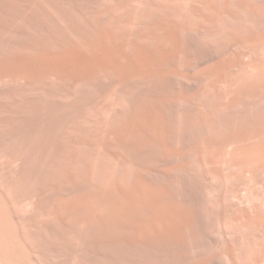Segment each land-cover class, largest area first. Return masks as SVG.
I'll use <instances>...</instances> for the list:
<instances>
[{
	"label": "rangeland",
	"instance_id": "374dc122",
	"mask_svg": "<svg viewBox=\"0 0 264 264\" xmlns=\"http://www.w3.org/2000/svg\"><path fill=\"white\" fill-rule=\"evenodd\" d=\"M35 1V0H34ZM33 1V2H34ZM84 1H86L87 2V0H84ZM99 1V2H98ZM134 1H137V0H134ZM156 1V2H155ZM166 2H164L163 0H141V2H143L144 4H146V8L144 7V5H143V3H142V7H140V6H137V5H140L139 3H141L139 0H138V2L135 4L134 2H133V0H127V2H126V0H93V1H91L90 0V2L88 1V3H89V5L91 6H89V8H87V9H85L84 7H81L82 5H80V6H78L77 7V9L80 11H78V13H80L81 15L79 16V17H81L82 15H83V13L85 14L84 16L86 17L87 16V20H84L85 19V17L84 16H82L81 18L84 20V21H82V22H80V26H83L84 27V29L87 31V32H89V34H90V46H85V48H82V47H80V45L78 46V43L80 44H82V42H80V40H79V38H77V37H75V36H71V35H67V34H65L64 33V28H63V25H64V27L67 29L68 28V25L65 23V22H63V24H62V27H60V25H57L58 26V28L60 29H58L59 31H60V36H58V40L60 41V39L62 40V41H57L56 40V35H55V37L54 36H52V35H54V30L52 29V28H49L48 27V30H45L43 27L45 26V28H46V25L45 24H43V22H41V20H40V13H38L39 11H37V9L35 10L37 13H34V10L32 11L31 9V7H27L26 6V9L28 8L29 10H26L25 9V5H23V3H17V5H20V12H21V14L19 13V16H14L15 15V13H12V11H10L9 10V7L8 8H6L7 6H3V9L5 8L6 9V11H5V9H4V11H3V9L2 8H0V16L2 15V17H0V18H3L4 19V21L1 19L0 20V28H4V30H6L7 28H8V30H6V33H7V35H6V33L4 34L1 30H0V36L1 37H3V38H1L0 37V44H1V46L4 48V49H2V47L0 46V86L2 85V84H4V85H2L1 87L2 88H0V90H1V92L3 93L4 92V94H2V95H0V96H2V99H0V141H1V143H0V170H1V172H0V174H2V176L3 177H1V175H0V178L2 179H4V183L2 182V180H0V189L2 190V192H1V190H0V201L2 200V202H5V204L7 205H5L4 203V205L6 206V209L5 210H7V212H8V209H9V214H11V216H12V225L11 226H9L3 219H2V217L3 216H1L2 214H0V221H2V222H0V256H3V255H6L7 257H8V259L9 258H11V260H12V262H11V264H13V262H15V260H16V262H15V264H32L33 262H34V264H48L49 262H50V264H71L72 262H75V261H77V262H75V263H73V264H78V263H80V264H86V263H90V262H92V264H96L95 263V261H96V258L97 259H99L100 260V258H102L101 259V261L103 260V259H105V258H107L108 260L111 258V259H115L114 260V262H115V264H117V263H119L120 264V262L121 263H125V260H126V264H127V260H128V262L129 263H131V264H133V261L131 262V260H133V259H131V255H132V249H130L131 247H132V244L130 245L129 243L130 242H133L135 239H138V237L141 239L142 237H144V236H146L145 234H147V233H149V231L151 232V231H154L155 229H156V227H157V231H159V229L160 230H164V231H167V232H169V233H172L170 236L172 237V235H175L174 233H177V235L179 234L181 237L184 235V238H187L188 237V235H191V232L188 230V232H186L187 230H186V227L187 226H185V224L186 225H188V223H187V221H189L190 222V220H191V217H192V209L189 207L188 208V206L187 205H185V202H184V200L182 199V198H180V199H177V198H172V199H170L169 200V198H171V197H168V194H167V192H166V189L164 190V187L162 186V185H159V187L158 186H155V187H153V188H155V189H157V192H155V194L156 195H158V194H160V196L162 197V194L163 193H165L164 194V196H166L167 195V197L168 198H166V197H162V198H166L165 200L163 199L162 200V202H159V201H155V202H153L152 204H151V212H153L152 214H150V216H149V221H148V219L146 220V231L144 230L143 232H142V230H139V229H132L131 231H125V230H121L120 231V235L119 236H117V237H115V238H113V240H114V242L115 243H118L117 244V246H113V247H111L113 244H115L114 242L111 244V241H109L107 244L108 245H106L107 246V248H105L106 246H104L105 244H101L102 245V248H105V251H106V249H108V247H109V249L106 251V253H104V249L102 250L101 248V250H102V253H101V250H100V254L102 255V257L99 255V249L97 248V247H101V246H99L100 244L99 243H104V242H106V241H108L109 239L108 238H105L103 235H101V234H99V233H101V231H97V232H91V234H90V232L88 233L87 232V230H80L79 229V231H78V228H72V229H70L69 227H66L67 228V230H66V228L64 227V228H56L55 229V226H53V228L52 227H50L51 225H52V223H53V221H54V223L55 222H57V220L58 219H60V221H62V222H60V223H63V222H65V220H67L65 217L63 218V216L66 214V210H68L67 208H70V206H71V209H72V207H75V209H77V208H79V207H81V206H79V205H82V203H83V201H82V196H80V195H86V193H80V195H77L78 197H81V199L79 198V199H77V198H75V197H73V196H70V195H68V197L67 196H65L63 193H57V192H55V193H57L56 195H55V193H54V196L52 195L51 197H49V202H48V205L46 204V201H45V204H43L44 203V196L46 195L47 196V193H49L50 191H51V189H49L50 191H48L45 187L47 186V185H49L50 186V183L52 184V183H56V178H57V180L58 179H60V178H62V177H66V178H69V179H71L72 177H75V176H83V175H85V177H86V179L89 181L88 183H90L91 184V182H92V185L93 186H95L94 184L96 183V185H97V182H96V180L92 177H90V176H92L91 175V173H88V171H84V170H81V168H82V166H84V167H86L87 166V168H89V165L90 166H92V165H94V166H92V168L93 167H95V166H97L98 165V167H95V169H98V170H100V172L101 173H103V175H105V174H107V175H105V177H107V176H109L110 178H109V180H110V183L111 184H113V185H116L117 184V186L118 187H120V181H119V179L118 178H120L117 174H115L114 172L112 173V171H110L109 169H104V168H106L105 167V165H104V163L102 162V161H100V160H95V159H90V158H88V156H85V153L84 152H80V151H83L82 149H83V147L80 145V144H82L83 143V140L84 139H86L87 138V140L88 139H92L94 142H95V144H98L101 148H98V150H99V152L100 153H102L103 151H104V149H106V147H108V145L111 143V142H113V141H115V140H113V139H117L118 137H119V135L120 136H122L121 134H124V132L125 131H127V130H131V128L132 129H136V128H138V129H145L146 127V129H149V128H151L152 126H153V128L156 130V132H157V136H159V138H161L162 137V135H161V129H162V123H163V120H161L162 119V116H161V114H160V111H158V109L156 108H150V111H149V108H145V110L143 111V109H142V112L143 113H141V114H139L138 115V113H139V111H138V113H137V111L135 110V108H130V107H127L126 108V110H124V112H123V108L124 107H126V106H124L123 107V102L122 103H120L121 102V100L124 98V95L123 96H121L122 95V93H113V86L115 85L114 83H116L117 84V80H118V82H120L123 78L124 79H128V78H130L131 77V75L133 76L134 74H143L144 72V74H146V75H150V74H152L153 73V71H155V72H160V73H168L170 70H172V71H174L175 69H176V67H175V65L173 64V65H171L172 63H173V58L176 56V55H178V56H180V58L182 59L181 60V62H182V69L181 70H179V72H181L180 74H182V73H191V75H196V74H198V73H200V71L202 72V70H206L207 69V71H209V69L211 70H216L217 68H219V62L218 61H213V63L212 62H208V63H205V64H201L202 66L200 67V66H197V67H193V69H192V67H191V65L192 64H190V63H192V58H190L191 56H189L187 53H185L186 51H185V49L183 50V53H182V49L184 48L180 43H182L181 42V40H179L178 39V37L176 38L175 36V31H173V26H174V24H181V25H183L182 27H184V24H185V26L187 25H189L190 23V25H192V23H195L194 25L195 26H197V27H199V28H201L202 29V31H203V34L204 35H202L201 36V42L203 43V41H205L203 44H206V42H207V44H209L210 42H212V40H213V42H216L217 40V43L220 41L219 39L223 36V38H225V36H227V37H229V38H226V39H223V38H221L222 39V41L224 40H228V41H232V40H238V41H241L242 40V42L243 43H249L250 42V40L252 41L253 39H255L256 37H258L259 38V36L260 37H263V39H264V0H214V2H213V0H185V5L184 6H182V3L179 1V0H165ZM178 1V2H177ZM204 1V2H203ZM38 2H44V1H42V0H39V1H37V2H35V5H36V3L37 4H39ZM95 4H94V3ZM97 2V3H96ZM101 2V3H100ZM118 2V3H117ZM132 2V3H131ZM159 2L160 3H162V4H160V8H157L158 7V5H159ZM173 2V3H172ZM189 2V3H188ZM218 4H217V3ZM223 2V3H222ZM93 3V4H92ZM103 3V4H102ZM106 3V4H105ZM126 3V4H125ZM128 3V4H127ZM169 3H171L172 5H170ZM209 5H208V4ZM211 3V4H210ZM216 3V4H215ZM97 4V5H96ZM102 4V5H101ZM136 6H135V5ZM153 4V5H152ZM155 4H157V5H155ZM186 4H187V6H186ZM204 4H206V5H204ZM214 4V5H213ZM3 5V4H2ZM39 5H41V4H39ZM38 5V7H41L42 5H44V3L41 5V6H39ZM113 5V6H112ZM114 5H117L118 6V8H117V6H116V9H115V7H114ZM130 7H134V10H133V7L132 8H130ZM162 5H165L164 7L162 6ZM168 5V6H167ZM171 6V8H170V6ZM176 5V6H175ZM210 5H213V6H210ZM218 5H219V7H218ZM37 6V5H36ZM93 6H95V7H93ZM122 6V7H121ZM152 6H153V8H152ZM157 6V7H156ZM164 8H162V7ZM204 6H205V8H204ZM0 7H2V6H0ZM22 7L24 8V10H23V12H22ZM100 7H102V8H100ZM114 7V8H113ZM125 7V8H124ZM127 7V8H126ZM166 7H169V10H168V8L166 9ZM173 7H175V8H173ZM187 7V8H186ZM193 7V8H192ZM230 7V8H229ZM92 8V9H91ZM149 8V9H148ZM157 8V9H156ZM184 8V9H183ZM1 9H2V11H1ZM33 9H34V7H33ZM97 9V10H96ZM99 9V10H98ZM102 9H104V10H102ZM124 9V10H123ZM127 9V10H126ZM147 9H148V12H147ZM157 10V11H155V10ZM160 9H162V10H164V11H162L161 12V10ZM173 9H175V10H173ZM190 9V10H189ZM195 9V10H194ZM198 11H197V10ZM206 9V10H205ZM26 10V11H25ZM89 11V12H86V11ZM91 10V11H90ZM94 10V11H93ZM108 10V11H107ZM121 10V11H120ZM123 10V11H122ZM131 10L133 11L132 13H131ZM137 10V11H136ZM172 10V11H171ZM189 11L188 13L186 12V11ZM192 10V11H191ZM210 10V11H209ZM218 10H219V12H218ZM222 10V11H221ZM230 10V11H229ZM8 11V12H7ZM29 13H28V12ZM169 11V12H168ZM173 11L174 12H176L177 11V13L176 14H174L173 13ZM191 11V12H190ZM196 11H197V13H196ZM28 13V14H30L29 15V17L31 16V15H34V14H38L37 16H31L30 18H29V20L32 18V17H36V21H35V19H34V21H35V23H31V21L32 22H34L33 21V18L30 20V21H28V18H26V17H24L23 15L25 14V16L27 15L28 16V14H26V13ZM31 12V13H30ZM51 12L52 11H49V13H50V15H49V18H50V16H51ZM106 12V13H105ZM108 12V13H107ZM135 12H136V14H135ZM145 12H147V13H145ZM160 12V13H159ZM170 12H171V14H170ZM225 13V15H224V13ZM53 13V12H52ZM88 13V14H87ZM95 13H97L96 15H95ZM102 13V14H101ZM125 13V14H124ZM154 13H157L156 15L154 14ZM165 13H166V15H165ZM172 13H173V16H172ZM179 13V14H178ZM186 13V14H185ZM217 13H219V14H217ZM14 14V15H13ZM87 14V15H86ZM90 14H92V15H90ZM112 14V15H111ZM115 14V15H114ZM131 14V15H130ZM144 14V15H143ZM146 14V15H145ZM163 14V15H162ZM183 14V15H182ZM189 14V15H188ZM191 14V15H190ZM215 14V15H214ZM228 14V15H227ZM4 15V16H3ZM23 16V19L25 18V19H27L26 20V22H27V24L24 26L22 23H24L22 20V16ZM53 15V14H52ZM93 15H95V16H93ZM100 15V16H99ZM102 15H105V16H102ZM109 15H110V17H109ZM125 15H126V17H125ZM127 15L130 17V16H132V17H130V18H133L132 20L129 18V17H127ZM140 15V16H139ZM163 17H162V16ZM176 17H175V16ZM193 15V16H192ZM200 15V16H199ZM216 15H218V16H216ZM223 15V16H222ZM12 16V17H11ZM13 16H14V18H13ZM54 16V15H53ZM52 16V17H53ZM56 16V15H55ZM91 16H93L92 18H94L95 20H93V19H91ZM107 16V17H106ZM113 16V17H112ZM136 16L138 17H140V18H136ZM142 16H144L142 19H141V17ZM192 16V17H191ZM194 16H196V17H194ZM214 16H216V17H218V18H220L219 19V21L217 20V18L216 17H214ZM226 16H227V18H226ZM5 17V18H4ZM39 17V18H38ZM52 17H51V20H53L52 22H54V23H56V20H58L57 21V23L56 24H59V23H61V22H59V19H57V18H53L52 19ZM88 17H89V19H88ZM99 17V18H98ZM109 17V18H108ZM119 17V18H118ZM123 17H124V19H123ZM147 17V19H145ZM162 17V18H161ZM172 17H174V19L172 18ZM186 17V18H185ZM190 17V18H189ZM7 18L9 19L10 18V20H7ZM14 19L13 21L11 20V19ZM21 18V19H20ZM97 18V19H96ZM106 18V19H105ZM111 18L113 19V20H111ZM121 18V19H120ZM153 18H155V20L153 19ZM171 18V19H170ZM196 18V19H195ZM56 19V20H55ZM119 19H120V24L118 23L119 22ZM129 19H130V22H128L129 21ZM141 19V22L139 21ZM153 19V20H152ZM170 19V20H169ZM206 19H207V21H206ZM227 19V20H226ZM229 19H231V20H229ZM17 20V21H16ZM41 22V24H43L44 26H42L41 24H39L38 22L39 21ZM109 20V21H108ZM125 20V21H124ZM139 21V22H137V21ZM144 20H146V21H144ZM177 20V21H176ZM192 20V21H191ZM5 21H6V24H5ZM10 23H12V24H10ZM14 21H16V22H14ZM38 21V22H37ZM87 21H93L94 22V25H96V26H94L93 25V23H89V22H87ZM105 21V22H104ZM112 21V22H111ZM117 24L116 26L115 25H113V24H115L114 22ZM127 21V22H126ZM166 21H167V23H166ZM169 21V22H168ZM170 21H172V22H170ZM194 21V22H193ZM206 21V22H205ZM215 23H214V22ZM7 22H8V24H7ZM19 22V23H18ZM20 22H21V25H19L20 24ZM86 22V23H85ZM108 22L110 23V24H108ZM124 22V23H123ZM166 24H165V23ZM177 22V23H176ZM180 22V23H179ZM190 22V23H189ZM210 22V23H209ZM32 25H31V24ZM37 23V24H36ZM85 23V24H84ZM97 23H99V24H97ZM113 23V24H112ZM137 25H136V24ZM172 23V24H171ZM174 23V24H173ZM189 23V24H188ZM31 25V26H35V27H37L38 25H41L42 26V28L40 29V30H38L39 28L38 27H41V26H38L37 28H34V26H33V28L35 29V31H34V29L33 28H31V26H29V25ZM36 24V25H35ZM47 25H48V23H46ZM56 24H55V27H57L56 26ZM108 25V26H104V25ZM112 24V25H111ZM122 24V25H121ZM126 24H128V25H126ZM172 25V27H171V25ZM205 24V25H204ZM213 24V25H212ZM217 24V25H216ZM219 24V25H218ZM23 25V26H22ZM54 25V24H53ZM119 25H120V28L118 29V27H119ZM128 26V29H127V27L126 26ZM152 25V26H151ZM158 25H159V27H158ZM164 25H166V26H164ZM209 25V26H208ZM222 25V26H221ZM228 25V26H227ZM7 26H10V27H7ZM26 26H29L31 29H32V31H29L30 30V28H28L29 30H27L26 28ZM154 26H156V27H154ZM163 26V27H162ZM170 26V27H169ZM211 26V27H210ZM216 26V27H215ZM218 26H220L219 27V29L217 28ZM224 26V27H223ZM230 26V27H229ZM13 27V28H12ZM16 27V28H15ZM23 27V28H22ZM26 27V28H25ZM109 27V28H108ZM113 27V28H112ZM150 27H154L153 28V30L150 28ZM205 27V28H204ZM209 27V28H208ZM20 28H22V29H20ZM91 28H92V30H91ZM102 28H104L103 30H102ZM107 28V29H106ZM132 28V29H131ZM186 28V27H185ZM222 28V29H221ZM13 31H12V30ZM26 29V31L24 32V30ZM38 31H37V30ZM47 29V28H46ZM55 29V28H54ZM57 29V28H56ZM65 29V30H66ZM83 29V28H82ZM147 29H150L149 31L147 30ZM158 29V30H157ZM165 29V30H164ZM225 29H226V31H225ZM13 32V33H11V31ZM49 30L50 31H52V32H49ZM63 30V31H62ZM121 30L125 33V34H122L123 32H121ZM10 32L9 34H10V37H9V34H8V32ZM29 31V32H28ZM157 31H158V33H157ZM222 31L225 33H227V34H224V33H222ZM5 32V31H4ZM14 32H15V34H14ZM26 32H28V34H27V37H25L26 35H23L22 33H26ZM31 32H34L35 33V35H32V33ZM126 32H128V33H126ZM144 32H146L145 34H144ZM207 32V33H206ZM22 34L24 37H22L21 35H18L17 36V34ZM29 33H31L30 35H29ZM33 33V34H34ZM37 33V34H36ZM38 33L40 34V36L38 35ZM217 33H219V34H217ZM228 33H229V35H228ZM4 34V35H3ZM11 34H13L12 36H14V37H11ZM45 34V35H44ZM49 34H51L50 35V37L48 36L47 38L45 37V36H47V35H49ZM103 34H105V35H103ZM131 34H133L132 35V37H130L131 36ZM151 34V35H150ZM220 34H223V35H220ZM29 35V36H28ZM38 35V36H37ZM94 35V36H93ZM103 35V36H102ZM120 35V36H119ZM125 35V36H124ZM130 35V36H129ZM146 35V36H145ZM215 35H219V36H215ZM225 35V36H224ZM16 36H17V38H16ZM20 36V37H19ZM42 36H43V38H42ZM52 36V37H51ZM93 36V37H92ZM114 36H115V39H114ZM119 37V38H117V37ZM143 36V37H142ZM147 36H151L150 38L149 37H147ZM154 36V37H153ZM165 36V37H164ZM8 37H9V39H8ZM37 37H41V39H39V38H37ZM53 37H54V39H53ZM60 37V38H59ZM63 39H62V38ZM103 37V38H102ZM105 37V38H104ZM111 37V38H110ZM126 37L129 39V40H126ZM148 38L149 40H151V41H149L148 39V41L147 40H145V38ZM155 37H157V38H155ZM170 37V38H169ZM172 37H173V39H172ZM205 37V38H204ZM232 37V38H231ZM253 37H255V38H253ZM12 40H11V39ZM25 38H27V39H25ZM44 38H46L47 39V42H46V39H44ZM49 38V39H48ZM67 38V39H66ZM96 38V39H95ZM124 38V39H123ZM131 38V39H130ZM137 38V39H136ZM139 38V39H138ZM161 38V39H160ZM165 38V39H164ZM242 38V39H241ZM246 38H248V39H250L249 41L246 39ZM253 38V39H252ZM18 39H20V40H22V39H25L24 41H21L20 43H17V42H19L18 41ZM34 39H36V40H34ZM92 39V40H91ZM94 39V40H93ZM114 41H113V40ZM119 39V40H118ZM155 39V40H154ZM178 39V40H177ZM244 39V40H243ZM246 39V40H245ZM9 40V41H8ZM32 40V41H31ZM39 40V41H38ZM44 40V41H43ZM50 40V41H49ZM73 40H75V41H73ZM110 42H109V41ZM131 40V41H130ZM143 40H144V42L145 41H147V42H149V44L151 45H147V42L145 43L148 47H144V42H143ZM158 40V41H157ZM161 40V41H160ZM234 40V41H235ZM3 41V42H2ZM6 41V42H5ZM49 41V42H48ZM68 41V42H67ZM71 43H70V42ZM96 41V42H95ZM117 41V42H116ZM126 41H127V43H126ZM141 43H140V42ZM153 41V42H152ZM160 41V42H159ZM172 41V42H171ZM180 41V43H178ZM209 41V42H208ZM245 41V42H244ZM23 42V43H22ZM42 42V43H41ZM43 42H46V44L45 43H43ZM56 42V43H55ZM61 42H62V44H61ZM67 42V43H66ZM108 42V43H107ZM157 42V44H155ZM162 42V43H161ZM212 42V43H213ZM2 43H4L3 45H2ZM9 43V44H8ZM12 43V44H11ZM17 43V44H16ZM33 43V44H32ZM53 43H55V44H53ZM58 43V44H57ZM64 43H66V44H64ZM103 43V44H102ZM130 43V44H129ZM141 45H140V44ZM164 43V44H163ZM166 43V44H165ZM14 44L16 45L15 47H14ZM20 44V45H19ZM22 44V45H21ZM40 44V45H39ZM124 44V45H123ZM131 44H132V47H131ZM143 44V45H142ZM155 44V45H154ZM159 44V45H158ZM170 44V45H169ZM180 44V45H179ZM5 45H7V46H5ZM25 45V46H24ZM37 45V46H36ZM50 45V46H49ZM65 45V46H64ZM89 45V44H88ZM101 45H103V46H101ZM152 45H153V47H152ZM165 45H167V46H165ZM24 46V47H23ZM48 46V47H47ZM56 47V48H52V47ZM82 46V45H81ZM105 46V47H104ZM127 46V47H126ZM157 46V47H156ZM165 46V47H164ZM170 46V47H169ZM183 47L182 49H181V47ZM19 47V48H18ZM21 47V48H20ZM37 47V48H36ZM58 47H60V48H58ZM139 47V48H138ZM141 47V48H140ZM153 49H152V48ZM156 47V48H155ZM28 48H30L29 49V51H28ZM38 48H39V50H38ZM49 48H51V49H49ZM62 48V49H61ZM80 48V49H79ZM82 48V49H81ZM92 48V49H91ZM97 48H99V49H97ZM104 48V49H103ZM147 48H150L151 50L150 51H147ZM15 49H17V50H15ZM20 49V50H19ZM49 49V50H48ZM54 51H53V50ZM85 49V50H84ZM87 49V50H86ZM96 49V50H95ZM129 49H131V51L129 50ZM172 49H174V50H172ZM31 50V51H30ZM83 50V51H82ZM92 50V51H91ZM93 50H95V51H93ZM108 50V51H107ZM111 50V51H110ZM157 50V51H156ZM166 50V51H165ZM18 51V52H17ZM24 51V52H23ZM26 51V52H25ZM90 53H89V52ZM128 51V52H127ZM141 51V52H140ZM151 51H152V53H151ZM154 51H156V52H154ZM159 51V52H158ZM185 51V52H184ZM28 52V53H27ZM33 52V53H32ZM37 52V53H36ZM40 52V53H39ZM57 52V53H56ZM74 52V53H73ZM76 52H78V53H76ZM99 52V53H98ZM109 52V53H108ZM113 52V53H112ZM134 53V55H133V53ZM157 52H158V54H157ZM7 53V54H6ZM18 53V54H17ZM27 53V54H26ZM112 53V54H111ZM115 53H117L116 55H115ZM148 53H149V55H148ZM153 53H155V54H153ZM6 54V55H5ZM30 54V55H29ZM89 54V55H88ZM152 54V55H151ZM233 54H236L235 52L233 53ZM233 54L232 55H230V57L232 56L233 57ZM91 55V56H90ZM99 55V56H98ZM110 55V56H109ZM50 56V57H49ZM107 56V57H106ZM114 56V57H113ZM117 56V57H116ZM170 56V57H169ZM236 56H238L237 54L235 55V57ZM22 57V58H21ZM104 57V59H102ZM133 57V58H132ZM160 57V58H159ZM163 57V58H162ZM229 56H228V58H230ZM231 57V58H232ZM244 57V56H243ZM239 57L238 56V58L236 57V59L238 60L239 58L241 59V60H246V57ZM72 58V59H71ZM131 58V59H130ZM164 58H166V60H168L169 61V59H170V61L168 62L169 64H168V66H169V68H168V66L167 67H165V66H163V65H165L164 64V61H166ZM168 58V59H167ZM10 59V60H9ZM123 59V60H122ZM158 59V60H157ZM233 59H235V58H233ZM134 60V61H133ZM162 60H164V61H162ZM74 61V62H73ZM110 61V62H109ZM122 61V62H121ZM161 61V62H160ZM189 61V62H188ZM3 62V63H2ZM170 62H172V63H170ZM215 62V63H214ZM122 63V64H121ZM126 63V64H125ZM135 63V64H134ZM218 63V64H217ZM119 64V65H118ZM210 64V65H209ZM114 65V66H113ZM213 65V66H212ZM170 66H171V69H170ZM191 67V69H190V67ZM210 66H212V67H210ZM217 66V67H216ZM22 67V68H21ZM189 67V68H188ZM207 67V68H206ZM104 68V69H103ZM105 68H107V69H105ZM109 68V69H108ZM155 68V69H154ZM158 68V69H157ZM184 68V69H183ZM55 69V70H54ZM97 69H99V70H97ZM100 69H101V72H100ZM122 69H123V71H122ZM140 69H143V70H140ZM169 69V70H168ZM40 70L42 71V73L43 74H41L40 73ZM105 72H104V71ZM194 70V71H193ZM39 71V72H38ZM46 71V72H45ZM51 71V72H50ZM98 71V72H97ZM108 71H111V73L110 74H108L107 72ZM130 71V72H129ZM166 71H168V72H166ZM172 71H170V73L172 72ZM197 71H198V73H197ZM203 71V72H204ZM48 72V73H47ZM49 72L52 74V75H47V74H49ZM114 72V73H113ZM134 72V73H133ZM137 72V73H136ZM143 72V73H142ZM47 73V74H46ZM102 73V74H101ZM128 73H129V75L130 76H128ZM44 74H46L47 75V77H49V78H51L50 80H48L47 79V77H46V75H44ZM103 74H105L104 76H102ZM255 74H256V77H257V79L256 80H253L254 82H252V80L249 82L248 80H240V78H238V77H235L234 78V80H235V82H233L232 83V85H231V87H229V85H228V89H227V85H225V87H226V89H224V91L226 90L227 92H226V94L228 93L229 95H226V98H227V96H228V99L227 100H225V102H224V105H226L225 107L226 108H222L221 110H220V108L219 109H216V107H214V106H212L213 105V103H214V101H213V99H211V97H213V95L211 94L210 95V90H208V86H207V84H205L204 82H202V84L203 85H199L196 89H197V91H196V89H193V90H191L188 94H187V92H185V93H182V94H186L190 99H191V104H192V107H193V112H194V116H195V120H196V133H198V137L199 136H201V138H205L206 140V142L209 140V142H210V144H214L215 143V141H216V143H218L219 142V144H216L215 143V145H223L222 146V148H225V146H226V151H228L229 153H233L234 151L236 152V150H237V148H238V150L239 151H241V149H242V151H250V149H248V146L249 147H255V146H257V147H259L260 149H262V151H264V105H263V103H264V73L262 72V71H256L255 72ZM53 75H54V77L56 76L57 77V79H58V81H54V80H57V79H53L52 80V78H53ZM81 75H88L89 77H91V79H95L96 78V76H97V78H98V76L100 77V78H98V79H100L101 80V82L99 83V81H98V79H95V82H97L98 81V86H100L98 89H99V91L96 89V88H94L93 89V87H91V86H87L86 84V86L83 84V82H82V80L80 79L79 80V78L81 77ZM112 75V77H110ZM38 76V77H37ZM44 76L46 77L45 79H44ZM105 76H108L107 78L105 77ZM126 76V77H125ZM94 77V78H93ZM103 77H105V79L103 78ZM7 78H9V80L7 79ZM36 78H39L40 80H41V84H43V85H41L40 83H38V81H40V80H38V79H36ZM108 78H111V79H109L108 81H107V79ZM117 78V79H116ZM118 78H120V79H118ZM16 79V80H15ZM35 79V80H34ZM70 79V80H69ZM76 79V80H75ZM123 79V80H124ZM237 79V80H236ZM243 79V78H242ZM5 80V81H4ZM42 80H43V83H42ZM97 80V81H96ZM103 80V81H102ZM107 81L106 83H104L105 81ZM113 80V81H112ZM120 80V81H119ZM233 80V81H234ZM23 81V82H22ZM35 81H37V83L39 84V86L41 87V88H43V86H44V88L45 87H47V89L45 90L44 89V93H43V89H41V88H39L38 87V85H37V83L35 82ZM69 81V82H68ZM262 81V82H261ZM2 82V83H1ZM49 82V83H48ZM69 84H68V83ZM79 82H80V84H79ZM103 82V83H102ZM19 83V84H18ZM51 83V84H50ZM56 83V84H55ZM59 83V84H58ZM66 83V84H65ZM81 83L83 84L82 86H80L81 85ZM112 83V86L110 85ZM71 84V85H70ZM104 84L106 85V84H108V85H106L105 87H111V89L109 90L110 91V93L109 92H107V89L105 88V87H103L104 86ZM114 84V85H113ZM201 84V83H200ZM5 85H7V86H5ZM21 85H22V87H21ZM24 85V86H23ZM27 86V89L26 88H24V87H26ZM48 85H49V87H51L52 85H56V87L58 86L59 88H61V89H63V91H62V93H61V90L60 89H58L57 90V88H55L54 86L53 87H51V90L49 89V87H48ZM110 85V86H109ZM206 85V86H205ZM11 86H12V88H11ZM21 88H20V87ZM65 86V87H64ZM83 86H84V88H83ZM203 86V87H202ZM220 86V85H219ZM4 87H9V88H4ZM31 88L29 91H28V88ZM202 87V88H201ZM3 88H4V91H2L3 90ZM14 88V89H13ZM20 88V89H19ZM35 88V89H34ZM56 89V91L55 92H59V93H61L63 96H61V98H60V96L58 97V95H56L55 94V96L53 97V95H51V94H49L50 93V91H52V89ZM73 88V89H72ZM89 88V89H88ZM104 88H105V90H104ZM224 87H222V89H223ZM9 89V91L8 92H10L11 94H12V91H15V93H17V94H19V93H21V94H19V95H17V94H15V96H13V97H15V98H13V97H11V96H9V93L7 92V90ZM22 89L24 90V91H22ZM54 89V90H55ZM76 89H78V92H79V90H80V92L82 93H84V95L81 97V93L80 94H78V92L76 91ZM95 89L97 90V91H95ZM104 90L103 92L101 91V90ZM6 90V91H5ZM21 90V91H20ZM40 90H41V92H40ZM83 90V91H82ZM204 90V91H203ZM26 91H28V92H26ZM74 91H76L77 93H75ZM92 91V92H91ZM202 91V92H201ZM208 91V92H207ZM263 91V92H262ZM1 92H0V94H1ZM25 92V93H24ZM45 92H49L48 93V95L47 94H45ZM73 94H75V96L78 94V96L79 97H81V98H79L78 96L76 97V98H79V99H83V97L84 96H86V97H84L85 99H83V100H81V102L83 103L84 101H87V102H85V104H87L86 106L84 105V104H82L81 102H79L80 100H78V99H76L77 101H75V96L74 95H72V93ZM98 92V93H97ZM105 92V93H104ZM198 92V93H197ZM204 92H206V93H204ZM260 92H261V95H260ZM5 93H7V95L6 96H4L5 95ZM23 93V94H22ZM27 93V94H26ZM64 93V94H63ZM114 94L113 96L111 95V94ZM203 93V94H202ZM32 94H33V96H32ZM98 94H100V95H98ZM105 94H107V95H105ZM111 95V96H109V95ZM262 94H263V96H262ZM13 95V94H12ZM38 95V96H37ZM44 95H45V97H44ZM101 95H103V96H101ZM118 95V96H117ZM208 95V96H207ZM20 97V98H17V97ZM94 96V97H93ZM109 96V97H108ZM117 96V97H116ZM201 96V97H200ZM262 96V97H261ZM4 97V98H3ZM41 97V98H40ZM73 97H74V99H73ZM88 97V98H87ZM92 97V98H91ZM97 97V98H96ZM98 97H100V99L98 98ZM105 99H107V100H105ZM110 97H113V99H111ZM116 97V98H115ZM1 98V97H0ZM6 98V99H5ZM31 98V99H30ZM33 98H34V100H33ZM47 98V99H46ZM49 98V99H48ZM62 98H66V99H68V103H67V101H66V99H65V103L63 102V104L61 103V101L63 100ZM96 98V99H95ZM110 100H109V99ZM196 98V99H195ZM202 98V99H201ZM205 98V99H204ZM24 99V100H23ZM39 100V102H36L37 104H34L35 103V101H38ZM91 99V100H90ZM103 99V100H102ZM212 100V104L211 103H206V101H210V100ZM15 100V101H14ZM40 100H43L41 103H40ZM45 100H47V101H45ZM113 100V101H112ZM117 100V101H116ZM193 100V101H192ZM262 100V101H261ZM12 101V102H11ZM21 101H22V104H21ZM24 101V102H23ZM30 101V102H29ZM31 101H34V102H31ZM64 101V100H63ZM113 103H112V102ZM119 101V102H118ZM198 101V102H197ZM10 102V103H9ZM71 102V103H70ZM77 102H79V103H77ZM96 102V103H95ZM99 104H98V103ZM115 102V103H114ZM211 102V101H210ZM262 102V103H261ZM5 103V104H4ZM20 103V104H19ZM31 103H33V104H31ZM42 103H45L44 105L46 106H41V105H43ZM81 103V104H80ZM91 103V104H90ZM109 103V104H108ZM194 103V104H193ZM226 103V104H225ZM9 104V105H8ZM16 104V105H15ZM23 105L22 107L21 106H19V105ZM30 104V105H29ZM52 104V105H51ZM61 104L64 106V104L67 106V107H65L66 109L68 108V110H69V108H70V110H73L74 112H75V110H76V116H75V118H73V117H71L72 116V114L74 113H72V111L69 113V114H71V115H69V114H67L69 111L67 110L66 111V109H65V113L69 116V117H67L65 114H63V112L64 111H62L63 109L62 108H64L63 106H61ZM69 104L71 105V107H69ZM80 104V105H79ZM113 104V105H112ZM116 105V107H115V105ZM120 106H119V105ZM211 104V105H210ZM227 104H229V105H227ZM233 104V105H232ZM3 105V106H2ZM85 107H84V106ZM124 105H125V103H124ZM214 105H216V103H214ZM16 107L17 108V106L18 107H21L20 109L22 110V111H20V109L19 108H14L13 109V107ZM30 106V107H29ZM35 106V107H34ZM36 106L38 107V109L36 108ZM40 106H41V108H40ZM51 107L52 109H53V111L55 112V113H53V111H52V109H51V112H52V117L51 118H53L54 117V115L53 114H56V113H58L59 115H57V117H56V115H55V119H49V117L48 118H45V119H49V121L48 122H45V121H47V120H45V119H43V117H45L44 115H43V113H42V111H40V110H46L47 109V107ZM87 106H89V107H87ZM96 106V107H95ZM98 106H100V107H98ZM111 106H114L115 108H113V107H111ZM28 107V108H27ZM43 107H45L46 109H42ZM75 108V110H74V108ZM98 107V108H97ZM107 108V110H106V108ZM123 107V108H122ZM210 107H211V109H210ZM213 107V108H212ZM11 108V109H10ZM25 108H27L28 110H26ZM34 108V109H33ZM59 108V109H58ZM73 108V109H72ZM102 108V109H101ZM112 108H113V110H112ZM120 108V109H119ZM218 108V107H217ZM98 109V110H97ZM100 109V110H99ZM106 111H104V110ZM127 109H129V110H127ZM132 109V110H131ZM134 109V110H133ZM147 109V110H146ZM211 110V111H209V110ZM224 109H226V111L224 110ZM228 109V110H227ZM14 110L15 111H17V110H19L18 112H14ZM23 110H25V112H23ZM37 110H39L38 112H40V113H42V114H38V112H37ZM55 110H57V111H55ZM78 110V111H77ZM91 112V113H89V111ZM96 111V113L97 114H95V112H93V111ZM103 110V112H101ZM154 110V111H153ZM223 110V111H222ZM2 111V112H1ZM4 111V112H3ZM8 111V112H7ZM30 112V111H33V113L36 115V119H35V115H34V119H33V117H32V115H31V117L29 116L30 115V113L28 114L27 112ZM80 111V112H79ZM88 111V112H87ZM101 112V114H100V112ZM133 111H135L134 112V114H133ZM147 111V112H146ZM149 111V112H148ZM153 111V112H152ZM208 111V112H207ZM48 112V113H47ZM84 112H85V114H84ZM122 112V113H121ZM128 112H130V114L128 113ZM140 112H141V110H140ZM159 112V113H158ZM219 112V113H218ZM20 113H22V114H20ZM32 113V114H33ZM46 113V114H45ZM62 113V114H61ZM80 113V114H79ZM88 113H89V115H88ZM107 113V114H106ZM119 113H121V115L119 114ZM126 115H125V114ZM145 113H148V114H145ZM209 113V114H208ZM215 113H217V114H215ZM228 115H227V114ZM231 113V114H230ZM12 114V115H11ZM28 114V115H27ZM44 114L45 115H47V114H50V110L49 111H45L44 112ZM78 114L81 116H79L80 118H78ZM90 114L92 115V114H94V115H92V116H90ZM124 114V115H123ZM129 114V115H128ZM133 114V115H132ZM144 114H145V116H144ZM152 114V115H151ZM160 114V115H159ZM8 115V116H7ZM40 115V116H39ZM42 115V116H41ZM62 115L64 116H66L67 118H64L63 117V124H62V121L60 120V122H59V119L61 118L62 119ZM74 115H75V113H74ZM89 117H88V116ZM98 115V116H97ZM99 115H101V117L99 116ZM103 115H104V117H103ZM106 115L108 116V117H106ZM114 115V116H113ZM119 115V116H118ZM137 115V116H136ZM159 115V116H158ZM218 115H220V118H219V116ZM224 115H226L225 117H224ZM14 116V117H13ZM48 116V115H47ZM50 116V115H49ZM97 116V117H96ZM121 116V117H120ZM144 116V117H143ZM150 117V119L148 118V117ZM154 116V117H153ZM17 117V118H16ZM28 117H29V120H28ZM41 117V118H40ZM59 117V118H58ZM83 117H87V118H89V120H87V121H85V122H82V120H81V118L83 119ZM125 117V118H124ZM131 117V118H130ZM141 117V118H140ZM143 117V118H142ZM224 117V118H223ZM43 119V120H45L44 122L45 123H43V120H40V119ZM95 120H94V119ZM103 118V119H102ZM108 118H110V119H108ZM113 118V119H112ZM122 118H124L123 119V121H122ZM126 118H127V121H126ZM135 118H137V119H135ZM154 118V119H153ZM157 118V119H156ZM222 118V119H221ZM17 119V120H16ZM21 119V120H20ZM34 121H32V120ZM56 119L58 120V123H60L59 125H58V123H57V121H56ZM107 119V120H106ZM117 119V120H116ZM121 119V120H120ZM129 119V120H128ZM150 120V121H148V120ZM217 119V120H216ZM220 119V120H219ZM224 119V120H223ZM14 120L15 121H17V122H14ZM25 120H27V121H25ZM54 122H56V124H55V127H56V125H58V128L57 129H54V125H52V123H54ZM85 119H83V121H84ZM93 120V121H92ZM104 120H106V121H104ZM120 120V121H119ZM125 120V121H124ZM130 120L132 121V122H130ZM229 120V121H228ZM12 121V122H11ZM19 121L22 123V124H20L19 123ZM36 121V122H35ZM40 121V122H39ZM90 121V122H89ZM117 121V122H116ZM145 121V122H144ZM147 121V122H146ZM151 121H153L152 122V124H151ZM161 122V123H159V122ZM216 121V122H215ZM217 121H218V123L220 124V126H219V124L217 123ZM222 121V122H221ZM225 121V122H224ZM24 122V123H23ZM35 123V124H31V123ZM38 122V123H37ZM102 122H104V123H102ZM110 122H113V123H110ZM116 122V123H115ZM119 122H120V124H119ZM124 122H125V124H124ZM1 123H3V124H1ZM12 123V124H11ZM14 123V124H13ZM40 123H43V127L42 126H40ZM46 123H48V125H49V123H51L50 125H49V128H51V127H53V129L54 130H56L57 131V133H55L54 132V130H51L50 129V131L52 132V134H51V132L49 131V134H48V131H47V127H48V125H47V127L45 128L44 126H46V125H44V124H46ZM68 123H69V125H68ZM86 123V124H85ZM115 123V124H114ZM145 123V124H144ZM215 123H216V125H215ZM230 123V124H229ZM16 124L18 125V124H20V126L18 125V127L16 126ZM26 124H27V126H26ZM28 124L30 125L29 127H28ZM36 124H38L37 125V127H35L36 126ZM67 126H65V125ZM100 124H102V125H100ZM108 125V126H106V125ZM117 124H119L118 126L119 127H117ZM152 125V126H150V125ZM154 124V125H153ZM156 124V125H155ZM10 125H11V127H10ZM12 125H15V126H13L12 127ZM22 125H23V127H22ZM35 127V129H33V126ZM52 125V126H51ZM62 125V126H61ZM73 125V126H72ZM79 125V126H78ZM115 125V126H114ZM122 125H124V126H122ZM125 125H127V126H125ZM135 125V126H134ZM140 125H141V127H140ZM145 125V126H144ZM147 125V126H146ZM222 125H224V126H222ZM229 125V126H228ZM3 126V127H2ZM10 127V129H9V127ZM40 126V127H39ZM60 126V127H59ZM81 126V127H80ZM98 126V127H97ZM156 126V127H155ZM217 126H219V127H217ZM8 127V128H7ZM22 127V128H21ZM27 128V129H24V128ZM31 127H32V129H31ZM106 127V128H105ZM110 127V128H109ZM122 129H121V128ZM134 127V128H133ZM143 127V128H142ZM149 127V128H148ZM11 128H13V132H15V130H20L19 132H15V135H13L14 133L11 131ZM37 128V129H36ZM40 128V129H39ZM77 128V129H76ZM84 128V129H83ZM95 128V129H94ZM98 128H99V130H101L102 131V133H101V131L100 132H96V131H99L98 130ZM107 130V132H106V130ZM107 128H109V130H111V131H114V133L113 132H111V131H109ZM118 128V129H117ZM161 128V129H160ZM215 128V129H214ZM220 128L222 129V130H220ZM29 129H31V130H29ZM67 129V130H66ZM81 129V130H80ZM88 129H90V130H88ZM116 129V130H115ZM219 131H218V130ZM263 129V130H262ZM21 130L23 131L22 133H21ZM25 130H29V131H33V130H35V131H33V133H30L29 131H25ZM38 130V131H37ZM49 130V129H48ZM68 130H70V131H68ZM72 130V131H71ZM81 131V134L78 132V131ZM86 130H88V131H86ZM94 132H93V131ZM119 130V131H118ZM123 130V131H122ZM201 130V131H200ZM261 130V131H260ZM10 131H11V133H10ZM74 131V132H73ZM84 131V132H83ZM85 131H86V133H85ZM91 131H92V133H91ZM104 131V132H103ZM108 131H109V133H108ZM222 131V132H221ZM25 132V133H24ZM55 133V138H53L52 137V135ZM67 132V133H66ZM78 132V133H77ZM84 134H83V133ZM108 134V136H111L110 138L106 135V133ZM118 132V133H117ZM202 132V133H201ZM219 132H220V134H219ZM7 133V134H6ZM10 133V134H9ZM24 133V134H23ZM29 133H30V135H29ZM36 133V134H35ZM68 133H70V134H68ZM95 133V134H94ZM101 133V134H100ZM222 133H224V134H222ZM19 134H22V135H20L19 136ZM27 134L29 135V138H28V136H27ZM39 134V135H38ZM51 134V135H50ZM61 134V135H60ZM76 134V135H75ZM80 134V135H79ZM92 134H93V136H92ZM97 134V135H96ZM98 134H99V136H98ZM103 134V135H102ZM109 134H111V135H109ZM26 135V136H25ZM66 135V136H65ZM77 135H79V136H77ZM87 137H86V136ZM103 137H102V136ZM105 135V136H104ZM116 135H117V138H116ZM204 137H203V136ZM215 135V136H214ZM225 135V136H224ZM32 136V137H31ZM51 136V137H50ZM63 136V137H62ZM65 136V137H64ZM76 136V137H75ZM81 136V137H80ZM82 136H83V139H81L82 138ZM210 136V137H209ZM4 137V138H3ZM9 137V138H8ZM23 137V138H22ZM27 137V138H26ZM47 137V138H46ZM86 137V138H85ZM101 137L103 138V139H101ZM107 137V138H106ZM208 137V138H207ZM212 137V138H211ZM215 137V138H214ZM254 139H253V138ZM8 138V139H7ZM50 138V139H49ZM55 139L54 141H56V142H54L53 141V139ZM58 138V139H57ZM95 138H97V140L98 141H96V139ZM112 138V139H111ZM210 138V139H209ZM226 138H229L230 140H228V139H226ZM27 139V140H26ZM48 139V140H47ZM57 139V140H56ZM68 139V140H67ZM106 139H108V140H106ZM208 139V140H207ZM213 139V140H212ZM14 140V141H13ZM33 140H35V141H33ZM44 140V141H43ZM47 140V141H46ZM49 140H51L54 144L56 143V144H58V146L57 145H53V144H51L52 142L51 141H49ZM66 140V141H65ZM69 140H71V141H69ZM77 140V141H76ZM78 140H79V142H80V144H78ZM100 140H102V141H100ZM104 140V141H103ZM106 140V141H105ZM219 140V141H218ZM227 140V141H226ZM5 141H7V142H5ZM19 141V142H18ZM32 141V142H31ZM211 141H213L212 143H211ZM39 142V143H38ZM44 142V143H43ZM47 142V143H46ZM64 142V143H63ZM67 142V143H66ZM71 142V144L69 145V143ZM104 144H103V143ZM221 142H222V144H221ZM230 142V143H229ZM234 142V143H233ZM254 142V143H253ZM27 143V144H26ZM66 143V144H65ZM74 143V144H73ZM77 143V144H76ZM208 143V142H207ZM6 144V145H5ZM12 144V145H11ZM20 144V145H19ZM31 144V145H30ZM38 144V145H37ZM45 144V145H44ZM65 144V145H64ZM209 144V143H208ZM233 144H235V146L233 145ZM250 144V145H249ZM253 144V145H252ZM255 144V145H254ZM257 144V145H256ZM62 145H64V146H62ZM74 145V146H73ZM259 145V146H258ZM15 146V147H14ZM27 146V147H26ZM55 146V147H54ZM57 146V147H56ZM61 146V147H60ZM78 148H77V147ZM82 147V148H79V147ZM178 146V145H177ZM175 146V148L177 149L178 147H180V146ZM232 146V147H231ZM34 147V148H33ZM45 147V148H44ZM50 147V148H49ZM63 147V148H62ZM73 147V148H72ZM237 147V148H236ZM262 147V148H261ZM2 148V149H1ZM27 148L29 149V150H27ZM39 148V149H38ZM62 148V149H61ZM247 148V150H245ZM15 149V150H14ZM53 149V150H52ZM66 149V150H65ZM179 149V148H178ZM228 149V150H227ZM232 149V150H231ZM233 149H235V150H233ZM225 150V149H224ZM22 151V152H21ZM25 151V152H24ZM34 151V152H33ZM47 151V152H46ZM76 151V152H75ZM5 152H8V154L7 153H5ZM52 152V153H51ZM68 152V153H67ZM82 153V154H81ZM84 153V154H83ZM11 154V155H10ZM32 154H34V155H32ZM41 154V155H40ZM76 154H78V156L76 155ZM80 154H81V156H82V158H80L81 156H80ZM17 155V156H16ZM43 155V156H42ZM45 155V156H44ZM76 155V156H75ZM16 156V157H15ZM40 156V157H39ZM22 157V158H21ZM49 159H51V160H49ZM53 157H55V158H53ZM76 157V158H75ZM79 157V158H78ZM84 157H85V159H84ZM118 157V156H117ZM33 158V159H32ZM47 158V159H46ZM62 158H64L63 160H61ZM25 159V160H24ZM35 159H36V161H35ZM40 159V160H39ZM81 161H80V160ZM89 159L91 160V161H89ZM15 160V161H14ZM42 160V161H41ZM43 160H44V162H43ZM46 160H48V161H46ZM64 160H65V162H64ZM78 160V161H77ZM68 161V163H66ZM73 161H76V162H78L76 165H74V162L72 163ZM82 163H80V162ZM92 161H93V163H92ZM2 162V163H1ZM9 162V163H8ZM12 162H14V163H12ZM75 162V163H76ZM87 162H89V163H87ZM16 163V164H15ZM39 163V164H38ZM40 163H41V165H40ZM91 163V164H90ZM95 163H96V165H95ZM12 164V165H11ZM23 164V165H22ZM48 164V166H46ZM80 164V165H79ZM88 164V165H87ZM186 164V163H185ZM189 164L190 163H188L187 165L189 166ZM16 165V166H15ZM26 165V166H25ZM79 165V166H78ZM82 165V166H81ZM5 166V167H4ZM44 166V167H43ZM81 166V168H79ZM193 167H195V165H192ZM39 167V168H38ZM76 167V168H75ZM83 167V168H84ZM193 167H191V166H189V168H188V171H190L189 173L190 174H192L191 173V170L193 171V174L192 175H194L195 176V173H197L198 171H194V169L196 170L197 169V167H195V168H193ZM11 168V169H10ZM41 168V170H39L38 171V169H40ZM43 168V169H42ZM45 168V169H44ZM91 168V167H90ZM89 168V169H90ZM91 168V169H92ZM103 170H102V169ZM8 169V170H7ZM88 169V170H89ZM189 169H191V170H189ZM20 170V171H19ZM24 170V171H23ZM75 170H78L77 172L75 171ZM93 170V169H92ZM106 170H108V171H106ZM114 170V169H113ZM10 171H11V173H10ZM40 171H41V173H40ZM75 171V172H74ZM80 171H81V173H80ZM83 171V172H82ZM115 171V170H114ZM26 174H25V173ZM53 172H54V174H53ZM58 173V174H56V173ZM85 172V173H84ZM86 172L88 173V175L86 176ZM106 172V173H105ZM111 172V173H110ZM72 173V174H71ZM80 173V174H79ZM61 175L62 177H60L59 176V178L58 177H56V175L58 176V175ZM78 174V175H77ZM23 175V176H22ZM44 175V176H43ZM69 175H70V177H69ZM264 175V174H263ZM262 175V176H263ZM14 177V178H13ZM43 177H44V179H43ZM26 178V179H25ZM48 178V179H47ZM66 178H64V179H66ZM263 178H264V176H263ZM10 179V180H9ZM90 179V180H89ZM94 179V180H93ZM108 179V178H107ZM12 180V181H11ZM15 180V181H14ZM41 180H43V182L41 181ZM47 182H46V181ZM50 180V181H49ZM62 180H63V178H62ZM261 180H262V178H261ZM48 181H49V183H48ZM91 181V182H90ZM133 181V180H132ZM132 181H130V183L129 184H131V182ZM260 181V180H259ZM258 181V183L257 182H255V181H250V182H252V184L251 183H249L248 185H245V186H243V187H241V185H239V186H237L238 188H236L235 186H233L235 189L234 190H232L233 188H232V186L230 187V186H228V187H230L231 189H229V190H231V191H233L232 193H231V195H233V198H232V196H230V198L228 197L227 198V200L225 199V197H224V201L222 200L223 199V193L220 195V193H221V191L222 190H220L219 192L220 193H217L216 192V196L214 195V196H212L213 198L211 199V200H213L211 203L209 202H207V205L206 204H204V207L203 208H205V205H206V209H207V212L208 213H210L209 214V216H212L213 217V219H215L216 217H214L215 216V214H217L219 211H221V212H219L221 215H222V211H223V206L225 205L227 208H228V210H232L233 212L234 211H236V208L237 209H239V211L240 210H244L243 211V213L244 212H246V214H254V213H257V211H258V209L259 208H261V209H259V211H258V213H260V211H261V213L263 212L264 213V203H262L263 201H264V195L263 196H261V194L263 193L264 194V192H262V191H264L263 189H264V179L262 180V182L260 183ZM7 182V183H6ZM18 182V183H17ZM23 182H24V184H23ZM3 183V184H2ZM41 183L43 184V186H41ZM46 183H48V184H45ZM54 183V184H55ZM135 183V184H134ZM141 183V182H140ZM139 183V180H137V178H135L134 179V181H133V183L131 184V185H133V186H135L136 185V188L138 189L139 188V186H140V188H139V190H141V189H143L142 187V184H140ZM7 184V185H6ZM16 184V185H15ZM26 185V186H25ZM33 185H34V189H33ZM53 185V184H52ZM130 185V187H133V186H131ZM230 185V184H229ZM232 185V184H231ZM161 186V187H160ZM5 187V188H4ZM9 187V188H8ZM14 187V188H13ZM48 187V186H47ZM145 187V186H144ZM158 187V188H157ZM18 188V189H17ZM21 188V189H20ZM134 188V187H133ZM152 188V189H153ZM6 189V190H5ZM7 189L9 190V191H7ZM11 189V190H10ZM15 189V190H14ZM161 189L163 190V191H161ZM25 190V191H24ZM48 192H47V191ZM144 190V189H143ZM144 191H146V190H144ZM154 191H156V190H154L153 189V192ZM237 191V192H236ZM4 192V193H3ZM10 192V193H9ZM12 192V193H11ZM32 192L34 193V196H32L33 194H32ZM41 192V193H40ZM45 192H47V193H45ZM159 192V193H158ZM161 192V193H160ZM262 192V193H261ZM43 193H45V195L43 194ZM10 194V195H9ZM31 194V195H30ZM40 194H42L43 195V197L42 196H40ZM14 195V197L12 198V196ZM19 195V196H18ZM71 195H73V194H71ZM75 195V194H74ZM257 195H260V197H261V200H263V201H260L259 199H260V197L259 196H257ZM24 196H25V198H24ZM35 196L37 197V198H35ZM42 197V199L43 200H41V202H42V206H40L41 205V203L40 204H38L40 201H39V197ZM45 196V197H46ZM70 196V197H69ZM83 196V200H84V203L85 202H87L86 201V198ZM159 196V195H158ZM218 196H220V197H218ZM11 197V198H10ZM29 197V198H28ZM34 197V198H33ZM73 199H72V198ZM259 197V198H258ZM50 198H52V199H50ZM258 198V199H257ZM4 199V200H3ZM12 199V200H11ZM33 199H35V201L38 199V203L37 202H35ZM53 199H54V202H53ZM76 199L78 200V201H80V202H78L79 204H76ZM215 199V200H214ZM23 200V201H22ZM27 200H28V202H27ZM30 200V201H29ZM32 200H33V202H32ZM52 200V201H51ZM175 200V201H174ZM210 200V201H211ZM229 202V201H231L230 202V204L228 203L227 204V202ZM229 200V201H228ZM15 201V202H14ZM57 201V202H56ZM66 201V202H65ZM71 201V202H70ZM181 201H182V203H181ZM215 201V202H214ZM222 201V202H221ZM259 201V202H258ZM1 202V203H2ZM8 202V203H7ZM13 202V203H12ZM23 202V203H22ZM51 202V203H50ZM82 202V203H81ZM166 202H168V203H170L169 205H168V203H166ZM224 202V203H223ZM11 203V204H10ZM19 203V204H18ZM21 203H22V205H21ZM26 203V204H25ZM30 203H31V206H30ZM81 203V204H80ZM167 204V206H168V209H167V206L166 205H164V204ZM215 203L217 204V205H215ZM221 203H223V204H221ZM227 205H226V204ZM262 203V204H261ZM54 204V205H53ZM66 204V205H65ZM76 204V205H75ZM156 204V205H155ZM174 204V205H173ZM210 204V205H209ZM233 204V205H232ZM259 204H260V206H259ZM24 205H28L27 206V208H26V206H24ZM33 205V206H32ZM50 205V206H49ZM68 205H69V207H68ZM77 205L79 206V207H77ZM162 205H164V206H162ZM209 205V206H208ZM221 205H223V206H221ZM231 206L230 208H229V206ZM21 206V207H20ZM52 206V207H51ZM159 206V207H158ZM178 206V207H177ZM182 206V207H181ZM217 206H218V209H217ZM224 206V208L226 209V207ZM7 207H8V209H7ZM20 207V208H19ZM30 207H31V212H32V214H31V212L29 211V209H30ZM163 207H166V208H164L163 209ZM173 207H174V209H173ZM176 207V208H175ZM217 209V211H216V209ZM222 207V208H221ZM233 207V208H232ZM236 207V208H235ZM49 208V209H48ZM153 208V209H152ZM161 208V209H160ZM172 208V209H171ZM209 208V209H208ZM220 208V209H219ZM235 208V209H234ZM257 208V209H256ZM19 209V210H18ZM39 209V210H38ZM57 209V210H56ZM74 209V208H73ZM157 209V210H156ZM163 209V210H162ZM178 209V210H177ZM189 209H190V211H191V213H190V211H189ZM234 209V210H233ZM263 209V210H262ZM22 210V211H21ZM26 210V211H25ZM37 210V211H36ZM48 210H50V211H48ZM55 210V211H54ZM153 210V211H152ZM171 210V211H170ZM204 210V209H203ZM209 210H210V212H209ZM219 210V211H218ZM246 210V211H245ZM12 211V212H11ZM55 213H54V212ZM204 211H206V210H204ZM251 211V212H250ZM14 212V213H13ZM23 214H22V213ZM39 212V213H38ZM45 212V213H44ZM59 212V213H58ZM63 212V213H62ZM65 212V213H64ZM78 212V211H77ZM76 212V213H77ZM166 212V213H165ZM169 212V213H168ZM178 212V213H177ZM207 212H205V213H207ZM214 214V215H212V213ZM252 212H254V213H252ZM8 213H6V214H8ZM18 213V214H17ZM21 213V214H20ZM24 213H28V214H24ZM42 213V214H41ZM47 213L51 216H54V217H50L49 215V217H47ZM79 213V212H78ZM156 213V214H155ZM160 213V214H159ZM164 213V214H163ZM218 213V214H219ZM242 213V212H241ZM8 214V215H9ZM31 214V215H30ZM35 214V215H34ZM39 214V215H38ZM62 214V215H61ZM155 214V215H154ZM183 214V215H182ZM218 214L216 215V216H218ZM21 215V216H20ZM25 215V217H23ZM37 215V216H36ZM43 215V216H42ZM166 215V216H165ZM168 215H170V216H168ZM208 215V214H207ZM168 216V217H167ZM179 216V217H178ZM182 216V217H181ZM17 217V218H16ZM38 217H39V219H38ZM45 217V218H44ZM59 217V218H58ZM156 217V218H155ZM185 217V218H184ZM218 217H220V216H218ZM217 217V218H218ZM40 218H41V220H40ZM48 218V219H47ZM50 218H51V220H53V221H51L50 220ZM54 218V219H53ZM61 218H63V220L61 219ZM160 218H162V219H160ZM169 218V219H168ZM215 219V222L218 220V219H220L221 220V218H218V219ZM22 219V220H21ZM46 219V220H45ZM57 219V220H56ZM153 219V220H152ZM159 219V220H158ZM174 219V220H173ZM176 219V220H175ZM18 220V221H17ZM37 220H39L38 222H37ZM43 220V221H42ZM218 221V222H221V221ZM21 221V222H20ZM36 221V222H35ZM48 221V222H47ZM50 221L52 222L50 225L48 224V223H50ZM159 221H161V222H159ZM179 221V222H178ZM44 222V223H43ZM158 222V223H157ZM215 222L213 221V223H214V226H215ZM217 222V223H218ZM57 223H59V222H57ZM168 223V224H167ZM216 223V224H217ZM6 224H7V226H6ZM44 224H45V226H44ZM48 225V227H47V225ZM151 224V225H150ZM158 224V225H157ZM210 224V223H209ZM209 224H207V225H209ZM2 225H3V227H2ZM5 225V226H4ZM24 225V226H23ZM176 225V226H175ZM184 225V226H183ZM206 224H205V226H207ZM213 225V224H212ZM222 225V222H221V224L220 223H218L217 225H216V227H214V226H211V227H213V229L214 228H217L218 229V227L217 226H221ZM21 226H23V227H21ZM32 226V227H31ZM41 226V227H40ZM154 226V227H153ZM210 226H208V227H210ZM9 227H13V228H9ZM17 227V228H16ZM26 227V228H25ZM36 227V228H35ZM44 227V228H43ZM151 227V228H150ZM161 227V228H160ZM167 227V228H166ZM174 227V228H173ZM222 227V226H221ZM173 228V229H172ZM182 228V229H181ZM184 228V229H183ZM2 229V230H1ZM5 229V230H4ZM8 229V230H7ZM10 229H11V232H10ZM170 229V230H169ZM212 229V230H213ZM217 229H216V231H217ZM16 230V231H15ZM31 230V231H30ZM38 230V231H37ZM45 230H47V231H45ZM53 230V231H52ZM63 230H65V231H63ZM69 230V231H68ZM72 230V231H71ZM74 230V231H73ZM155 230V231H156ZM184 230V231H183ZM186 230V231H185ZM211 230V231H212ZM20 231V232H19ZM35 231V232H34ZM45 231V232H44ZM60 231V232H59ZM63 231V232H62ZM83 231H86V232H83ZM135 231V232H134ZM137 231V232H136ZM181 231V232H180ZM5 232V233H4ZM11 234H10V233ZM18 232V233H17ZM39 232V233H38ZM73 232V233H72ZM83 232V233H82ZM139 232V233H138ZM183 232V234L181 235V233ZM186 232V233H185ZM213 232H214V230H213ZM213 232L211 233L212 235H213ZM9 233V234H8ZM43 233V234H42ZM78 233V234H77ZM95 233V234H94ZM140 233H141V235H140ZM190 233V234H189ZM215 233L216 232H214V235L213 236H215ZM25 234V235H24ZM46 234V235H45ZM54 234V235H53ZM72 234V235H71ZM87 234V235H86ZM133 234V235H132ZM3 235L5 236V237H3ZM10 235V236H9ZM36 235V236H35ZM44 235V236H43ZM59 235V236H58ZM75 235H77V236H75ZM81 235V236H80ZM92 235V236H91ZM126 235V236H125ZM187 235V236H186ZM212 235H208V236H212ZM26 236V237H25ZM50 236V237H49ZM83 236V237H82ZM89 238H88V237ZM134 236V237H133ZM16 237V238H15ZM64 237V238H63ZM71 237V238H70ZM75 237V238H74ZM132 237V238H131ZM175 237H177V236H175ZM175 237H174V239H175ZM8 238H9V240H8ZM20 238V239H19ZM34 238V239H33ZM48 238V239H47ZM87 238V239H86ZM212 238V237H211ZM210 238V239H211ZM18 239V240H17ZM39 239H40V241H39ZM43 239V240H42ZM83 239V240H82ZM2 240V241H1ZM23 240V241H22ZM33 240V241H32ZM35 240V241H34ZM57 242H56V241ZM60 240V241H59ZM46 241V242H45ZM54 241V242H53ZM59 241V242H58ZM219 241V240H218ZM233 241V242H232ZM235 241V239H233L232 237H230V236H228V237H223V239L221 238L220 239V243L218 242V245H214L215 246V248L214 247H212L211 246V248L209 247V246H206L207 248L209 247L210 249H211V251H209V248L207 249V248H203L200 252H198V251H196L195 250V252H196V256L197 255H199L200 254V256H198V257H194L195 258V260H194V258H193V256H195V253H194V251H193V253H192V261L191 262H188L187 264H207L206 262V260H208V259H211V258H214L216 255H220V258L221 259H224L223 261L221 260H219V257H215L214 259L216 260H219L220 261V263L222 262V264H239V261H241L242 260V257L240 256V257H238V259H237V254L239 253L238 251V253L236 254L235 253V251L236 250H238V249H236L235 248V246H236V243L234 242ZM5 242V243H4ZM7 242V243H6ZM11 242V243H10ZM39 242V243H38ZM53 242V243H52ZM126 242V244H128V245H130V246H127V247H129V249L131 250H129L127 247V249L128 250H126V249H124V247H123V245L121 244V243H125ZM44 243V244H43ZM46 243V244H45ZM61 243V244H60ZM90 243H91V245L93 246V247H96L97 245V247H96V249H98V251L95 249H92V253H90L91 255L92 254H94L93 256H94V258H92L93 256H90V254L87 256L86 254H84V251H83V255L84 256H86V257H88L89 259H87L86 261L87 262H84V259L82 260V256H80L79 255V253L83 250V246H84V244H85V246L86 245H90ZM92 243H94V245L92 244ZM9 244V245H8ZM13 244V245H12ZM26 244V245H25ZM56 244V245H55ZM66 244V245H65ZM78 244V245H77ZM82 244V245H81ZM97 244V245H96ZM5 245V246H4ZM12 245V246H11ZM15 245H16V247H15ZM39 245H40V247H39ZM45 245H47V246H45ZM59 245V246H58ZM111 245V246H110ZM116 245V244H115ZM221 245V246H220ZM235 245V246H234ZM19 246H20V249H19ZM52 246V247H51ZM71 246V247H70ZM124 246H126L125 244H124ZM217 246H219L218 248H217ZM7 247H11L10 249L9 248H7ZM23 247H25L26 248V250H25V248L22 250L21 248H23ZM45 247V248H44ZM56 247H57V249H56ZM70 247V248H69ZM76 247V248H75ZM81 247V248H80ZM110 247L111 248H114V249H112V250H115V251H112V253H110L109 252V250H110ZM237 247V246H236ZM5 248V249H4ZM36 248V249H35ZM7 249V250H6ZM15 249V250H14ZM19 249V250H18ZM39 249V250H38ZM54 249V250H53ZM62 249V250H61ZM64 249V250H63ZM81 249V250H80ZM123 249V250H122ZM207 249V250H206ZM214 249V250H213ZM221 249V250H220ZM224 249V250H223ZM18 250V251H17ZM30 250V251H29ZM35 250V251H34ZM45 250H47V251H45ZM51 252H50V251ZM124 250H126V252L127 253H125L124 252ZM11 251H16L18 254H17V256H15V258L12 256V254H11V256H10V254L9 253H11ZM53 251V252H52ZM57 251V252H56ZM69 251V252H68ZM94 251H97V253L95 254L94 253ZM207 253H206V252ZM213 251V252H212ZM218 251V252H217ZM3 252V253H2ZM6 252V253H5ZM15 252V253H16ZM202 252V253H201ZM208 252L209 253H211V254H208ZM230 252V253H229ZM25 254V256H28V254L30 255V256H28L29 257V262H27V261H25V260H23L22 259V257H21V255H23V254ZM43 253V254H42ZM51 253V254H50ZM55 253V254H54ZM70 253H72V254H70ZM109 253H110V255H109ZM129 253H131L130 255H129ZM204 253H206V255L208 256V258L206 257L205 258V254ZM222 255H221V254ZM227 253V254H226ZM45 254V255H44ZM63 256H62V255ZM73 254H76L77 256H75V255H73ZM81 255H82V252L80 253ZM103 254L105 255V254H108V256H103ZM216 254V255H215ZM224 254V255H223ZM39 255V256H38ZM56 255V256H55ZM66 255V256H65ZM68 255V256H67ZM95 255L97 256V257H95ZM126 255L128 256V259H127V257H126ZM134 255V254H133ZM202 255H205V256H202ZM209 255H210V257L211 258H209ZM213 255H215L214 257H213ZM227 255V256H226ZM240 255V254H239ZM38 256V257H37ZM40 256H41V258H40ZM75 256V258L76 257H78L79 259H77V260H75V258H73V257ZM111 256H113V257H111ZM223 258H222V257ZM224 256H226V257H224ZM230 256V257H229ZM27 257V258H28ZM34 257V258H33ZM37 257V258H36ZM43 257V258H42ZM14 258V259H13ZM20 258V259H19ZM31 258V259H30ZM55 258V259H54ZM64 258H66V259H64ZM69 258V259H68ZM71 258H73V261H72V259ZM84 258V257H83ZM90 258H91V261H90ZM133 258V257H132ZM204 258V259H203ZM249 258H250V256H249ZM251 258H253L252 256H251ZM17 259H19V260H17ZM111 259L109 260V261H111ZM121 259V260H120ZM125 259V260H124ZM200 259H203V260H200ZM225 259H228V260H225ZM37 260V261H36ZM45 260V261H44ZM47 260V261H46ZM59 260V261H58ZM93 260H95L94 262H93ZM120 260V261H119ZM122 260H124V262L122 261ZM197 260V261H196ZM205 260V262H203ZM32 261V262H31ZM44 261V262H43ZM80 261V262H79ZM108 261V262H109ZM219 261H217V263L219 262ZM251 261V260H250ZM56 262V263H55ZM61 262V263H60ZM84 262V263H83ZM96 262H98V260L96 261ZM104 262H105V260H103V263L102 264H104ZM107 262V263H108ZM113 262V261H112ZM113 262V263H114ZM229 262V263H228ZM242 263L241 264H245V263H243V261H241ZM261 262V263H260ZM260 262H257L256 264H264V260L262 261H260ZM99 263H100V261H99ZM100 263V264H101ZM110 263V262H109ZM112 263V264H113ZM128 263V264H129ZM219 263V264H220ZM111 264V263H110Z\"/></svg>",
	"mask_w": 264,
	"mask_h": 264
},
{
	"label": "bare ground",
	"instance_id": "6f19581e",
	"mask_svg": "<svg viewBox=\"0 0 264 264\" xmlns=\"http://www.w3.org/2000/svg\"><path fill=\"white\" fill-rule=\"evenodd\" d=\"M34 0H0V6H2V7H0V8H2L3 9V6L5 7V6H7L6 8H8L9 7V10L10 11H12V13H15V15L14 16H19V13L21 14V12H20V5H17V3H23V5H25V9H26V6L29 8V7H31L32 9V11L34 10V13H37L35 10L37 9V11H39L38 13H40V20H41V22H43V24H45L46 25V28H45V26L43 25V24H41V22L39 21H37L39 24H41L42 26H44L43 28L45 29V30H48V27L49 28H52L53 30H54V35H52V36H54L55 37V35H56V40L57 41H59L58 40V36H60V27H62V24H63V22H65L67 25H68V28L66 29L65 27H64V25H63V30H64V33L65 34H67L68 36L69 35H71V36H75V37H77V38H79V40H80V42H82V44L80 43H78V46L80 45V47H82V48H85V46L87 45V46H90V34H89V32H87L85 29H84V27L83 26H80V22H82V21H84V20H87L86 18H87V16L85 17L84 15V13H83V15L82 16H84L85 17V19L83 20L81 17H79L81 14L80 13H78V9H77V7L78 6H80V5H82L81 7H84L85 9H87V8H89V6L91 5H89V3H88V1L90 2V0H87V2L86 1H84V0H42V1H44L43 3H44V5H42L43 3L42 2H38L39 4H41V5H39V4H37L36 3V5H35V2H37V1H39V0H35L34 2H33ZM91 1H93V0H91ZM95 1V0H94ZM140 2H141V0H139ZM144 1V0H143ZM154 1V0H153ZM158 1V0H157ZM161 1V0H160ZM164 2H166L165 0H163ZM181 3H182V6H184L185 5V0H179ZM209 1V0H208ZM218 1V0H217ZM220 1V0H219ZM99 2V1H98ZM126 2H127V0H126ZM133 2L135 3H137L138 2V0L137 1H134L133 0ZM156 2V1H155ZM178 2V1H177ZM204 2V1H203ZM213 2H214V0H213ZM94 3V2H93ZM92 3V4H93ZM97 3V2H96ZM101 3V2H100ZM118 3V2H117ZM132 3V2H131ZM135 3V4H136ZM142 3L143 2H141V3H139L140 5H137V6H140V7H142L143 5H144V7L146 8L147 6H146V4H144L143 3V5H142ZM173 3V2H172ZM189 3V2H188ZM217 3V2H216ZM215 3V4H216ZM223 3V2H222ZM3 4V5H2ZM95 4V3H94ZM103 4V3H102ZM101 4V5H102ZM106 4V3H105ZM126 4V3H125ZM128 4V3H127ZM134 4V5H135ZM160 4H162V3H160L159 2V5H158V7L157 8H160L159 6H160ZM170 5H172L171 3H169ZM208 4V3H207ZM211 4V3H210ZM218 4V3H217ZM38 5L39 6H41V7H38ZM97 5V4H96ZM135 5V6H136ZM153 5V4H152ZM155 5H157V4H155ZM169 5V6H170ZM204 5H206V4H204ZM209 5V4H208ZM214 5V4H213ZM213 5H210V6H213ZM113 6V5H112ZM116 6L117 5H114V7H115V9H116ZM129 6V5H128ZM163 7L165 6V5H162ZM161 6V7H162ZM168 6V5H167ZM176 6V5H175ZM186 6H187V4H186ZM33 7H34V9H33ZM91 7V6H90ZM93 7H95V6H93ZM113 7V8H114ZM122 7V6H121ZM130 7V6H129ZM133 7V6H132ZM132 7H130V8H132ZM162 7V8H163ZM188 7V6H187ZM186 7V8H187ZM218 7H219V5H218ZM26 9V10H29V9ZM36 8V9H35ZM100 8H102V7H100ZM117 8H118V6H117ZM125 8V7H124ZM127 8V7H126ZM152 8H153V6H152ZM156 8V9H157ZM168 8V10H169V7H166V9ZM170 8H171V6H170ZM173 8H175V7H173ZM193 8V7H192ZM204 8H205V6H204ZM220 8V7H219ZM230 8V7H229ZM2 9H1V11H2ZM5 9V8H4ZM4 9H3V11H4ZM92 9V8H91ZM119 9V8H118ZM149 9V8H148ZM148 9H147V12H148ZM164 9V8H163ZM184 9V8H183ZM23 10H24V8L22 7V12H23ZM25 10V11H26ZM97 10V9H96ZM99 10V9H98ZM102 10H104V9H102ZM124 10V9H123ZM122 10V11H123ZM127 10V9H126ZM133 10H134V7H133ZM155 10V9H154ZM161 10V12L162 11H164V10H162V9H160ZM173 10H175V9H173ZM190 10V9H189ZM195 10V9H194ZM197 10V9H196ZM206 10V9H205ZM5 11H6V9H5ZM49 11H52L51 12V16H50V18H49V15H50V13H49ZM91 11V10H90ZM94 11V10H93ZM108 11V10H107ZM121 11V10H120ZM137 11V10H136ZM155 11H157V10H155ZM172 11V10H171ZM192 11V10H191ZM190 11V12H191ZM198 11V10H197ZM197 11H196V13H197ZM210 11V10H209ZM222 11V10H221ZM230 11V10H229ZM8 12V11H7ZM28 12V11H27ZM80 12V11H79ZM86 12H89L88 10L86 11ZM133 11L131 10V13H132ZM147 12H145V13H147ZM165 12V11H164ZM169 12V11H168ZM187 13L189 12L188 10L186 11ZM218 12H219V10H218ZM1 13V12H0ZM26 13V12H25ZM29 13V12H28ZM28 13H26V14H28ZM31 13V12H30ZM106 13V12H105ZM108 13V12H107ZM149 13V12H148ZM160 13V12H159ZM173 13L174 14H176L177 13V11L176 12H174L173 11ZM173 13H172V16H173ZM224 13V12H223ZM54 16H53V15ZM88 14V13H87ZM86 14V15H87ZM97 13H95V15H96ZM102 14V13H101ZM125 14V13H124ZM135 14H136V12H135ZM155 15L157 14V13H154ZM170 14H171V12H170ZM179 14V13H178ZM186 14V13H185ZM217 14H219V13H217ZM29 15L30 14H28V16L26 15L25 16V14L23 15L24 17H26V18H28V21H30L32 18H33V21H34V19H35V21H36V17H32L30 20H29V18L31 17V16H37L36 14H34V15H31L30 17H29ZM56 15V16H55ZM90 15H92V14H90ZM95 15H93V16H95ZM112 15V14H111ZM115 15V14H114ZM131 15V14H130ZM144 15V14H143ZM146 15V14H145ZM163 15V14H162ZM161 15V16H162ZM165 15H166V13H165ZM183 15V14H182ZM189 15V14H188ZM191 15V14H190ZM215 15V14H214ZM224 15H225V13H224ZM228 15V14H227ZM4 16V15H3ZM14 16H13V18H14ZM22 16V15H21ZM23 16H22V19H23ZM53 16V17H52ZM93 16H91V19H93V20H95L94 18H92ZM100 16V15H99ZM102 16H105V15H102ZM140 16V15H139ZM137 17L136 16V18H140V17ZM175 16V15H174ZM193 16V15H192ZM191 16V17H192ZM200 16V15H199ZM216 16H218V15H216ZM216 16H214V17H216ZM223 16V15H222ZM0 17H2V15L0 16ZM12 17V16H11ZM38 17V18H39ZM51 17H52V19L55 17V18H57V19H59V22H61V23H59V24H56L57 23V21L58 20H56V23H54V22H52L53 20H51ZM107 17V16H106ZM109 17H110V15H109ZM108 17V18H109ZM113 17V16H112ZM125 17H126V15H125ZM127 17H129L128 15H127ZM130 17H132V16H130ZM129 17V18H130ZM144 16H142L141 17V19L143 18ZM163 17V16H162ZM161 17V18H162ZM176 17V16H175ZM194 17H196V16H194ZM5 18V17H4ZM11 19L12 21L14 20V19ZM99 18V17H98ZM119 18V17H118ZM134 18V17H133ZM133 18H130L131 20L133 19ZM173 19H174V17H172ZM186 18V17H185ZM190 18V17H189ZM217 18V20L219 21V19L221 18H218V17H216ZM226 18H227V16H226ZM3 20L4 21V19L3 18H0V20ZM21 19V18H20ZM88 19H89V17H88ZM97 19V18H96ZM106 19V18H105ZM121 19V18H120ZM120 19H119V24H120ZM123 19H124V17H123ZM130 19H129V21L128 22H130ZM141 19L139 20L140 22H141ZM145 19H147V17L145 18ZM154 20H155V18H153ZM152 19V20H153ZM171 19V18H170ZM169 19V20H170ZM196 19V18H195ZM222 19V18H221ZM228 19V18H227ZM226 19V20H227ZM7 20H10V18L8 19L7 18ZM26 20L27 19H23L22 21L24 22V23H22L23 25L26 23L27 24V22H26ZM61 20V21H60ZM82 20V21H81ZM111 20H113L112 18H111ZM134 20V19H133ZM175 20V19H174ZM229 20H231V19H229ZM17 21V20H16ZM16 21H14V22H16ZM35 21L34 22H32L31 21V23L33 24V23H35ZM109 21V20H108ZM125 21V20H124ZM135 21V20H134ZM137 21V20H136ZM139 21H137V22H139ZM144 21H146V20H144ZM177 21V20H176ZM192 21V20H191ZM206 21H207V19H206ZM205 21V22H206ZM9 22V21H8ZM8 22H7V24H8ZM87 22H89L90 24L91 23H93V25H94V22L93 21H87ZM105 22V21H104ZM112 22V21H111ZM110 22V23H111ZM114 22V21H113ZM127 22V21H126ZM169 22V21H168ZM170 22H172V21H170ZM194 22V21H193ZM214 22V21H213ZM10 23V22H9ZM19 23V22H18ZM30 23V24H31ZM46 23H48V25L46 24ZM86 23V22H85ZM84 23V24H85ZM109 22H108V24H110ZM115 23V22H114ZM117 23V22H116ZM113 24V25H117V24ZM124 23V22H123ZM165 23V22H164ZM166 23H167V21H166ZM165 23V24H166ZM177 23V22H176ZM180 23V22H179ZM190 23V22H189ZM188 23V24H189ZM210 23V22H209ZM215 23V22H214ZM5 24H6V21H5ZM10 24H12V23H10ZM25 24V25H26ZM31 24V25H32ZM37 24V23H36ZM35 24V25H36ZM54 24V25H53ZM55 24H56V26L57 25H60V27L58 28V26L57 27H55ZM97 24H99V23H97ZM111 24V25H112ZM136 24V23H135ZM172 24V23H171ZM170 24V25H171ZM174 24V23H173ZM191 24V23H190ZM186 25L185 26V24H184V27H182L183 25H179V24H174V26H173V31H175V37L177 38L178 37V39L179 40H181V42L182 43H180V41L178 42V43H180L183 47H181V49H182V53H183V50L185 49V53H187L189 56H191L190 58H192L191 60H192V63H190V64H192L191 65V67H192V69H193V67L195 68V67H197V66H202L201 64H205V63H208V62H212L213 63V61H218L220 64H219V68H217L216 70L212 67V66H210V67H212L214 70H210L209 69V71H207V69L204 71V70H202V72L200 71V73H198V71H197V73L198 74H196V75H191V73L189 74H187V73H182V74H180L181 72H179V70H181L182 69V62H181V58H180V56H178V55H176L174 58H173V63L172 62H170V63H172L171 65H175V67H176V69L174 70V71H172V70H170V71H172L171 73H170V71L168 72V71H166V72H168V73H160V72H155V71H153V73L152 74H150V75H146V74H144L143 72V74H138L137 72V74H134L133 76L131 75V77L130 78H126V79H122L120 82H118V80H117V84L116 83H114L113 85V93L115 92V93H122V95L121 96H123L124 95V98L121 100V102L120 103H122L123 104V107L124 106H126V107H122L123 108V112H124V110H126V108L127 107H132V108H135V110L137 111V113H138V111H139V113H138V115L139 114H141V113H143L142 112V109H143V111L145 110V108H149V111H150V108H157L158 109V111H160V114H161V116H162V119L161 120H163V125H162V129H161V135H162V137L161 138H159V136H157V132H156V130L153 128V126L152 125H150V126H152L151 128H149V129H138V128H136V129H132L131 128V130H127V131H125L124 132V134H121L122 136H120L119 135V137L117 138V135H116V138L117 139H113V140H115V141H113V142H111L109 145H108V147H106V149H104V151L102 152V153H100L99 152V150H98V148H101L98 144H95V142L92 140V139H88L87 140V136L85 137L86 139H84L83 140V143L82 144H80V142H79V140H78V144H80L82 147H83V151H80V152H84L85 153V156H88V158H92V159H95V160H100V161H102L103 163H104V165H105V167L106 168H104V169H109L110 171H112V173L114 172L115 174H119L118 176L120 177V178H118L119 179V181H120V187H118L117 186V184L116 185H113V184H111L110 183V180H109V176H107V177H105V175H107V174H105V175H103V173H101L100 172V170H98V169H95V167H98V165L97 166H95V167H93L92 168V166H94V165H92V166H90L89 165V168H87V166L86 167H84V166H82V168H81V166L79 167V168H81V170H84V171H88V173H91V175L92 176H90L91 178L93 177L95 180H96V182H97V185H96V183L94 184L95 186H93L92 185V182H91V184L90 183H88L89 181L86 179V177H85V175H83V176H79L78 174V176H75V177H72L71 179H69V178H66V177H62L60 174L57 176L56 175V177H58L59 178V176L60 177H62L63 178V180H62V178H60V179H58L57 180V178H56V183L54 184V183H50V186L49 185H47L45 188L48 190V191H50L49 189H51V191L49 192V193H47V192H45V193H47V196L45 195V193H43L45 196L43 197V195L42 194H40V196H42L43 198H44V203L43 204H45V201H46V204L48 205V202L50 201L49 200V197H51L52 195L54 196V193L55 192H59V193H63L65 196H67L68 197V195H70V196H73V197H75V198H77V199H81V197H78L77 195H80V193H86V195L84 196V195H80V196H82V201H83V203H82V205H79V206H81V207H79L78 205H77V207H79V208H77V209H75V207H72V209H71V206H70V208H67L68 210H66L65 212H66V214L63 216V218L65 217L67 220H65V222H63V223H60V222H62V221H60V219H56L57 220V222H59V223H57V222H55L54 223V221L53 220H51V218H50V220L51 221H53V223L50 221V223H48L49 225L52 223V225L50 226V227H52L53 228V226H55V229L56 228H66V227H71L70 229H72V228H78V231H79V229L82 231V230H87V232L89 233L90 232V234H91V232L93 231H95V232H97V231H101V233H99V234H101V235H103L105 238H108L109 240L108 241H106V242H104V243H99L100 245L99 246H101V247H97L98 249H99V255L102 257V255L100 254V250L102 249H104L103 251H104V253H106V251L109 249V247H108V249H106V251H105V248H107V246L106 245H108L107 243L109 242V241H111V244L114 242V240H113V238H115V237H117V236H119L120 234V231L122 230H127V231H131L132 229H139V230H142V232L145 230L146 231V220L149 218V216H150V214H152L153 212H151V204L153 203V202H155V201H159V202H162V200L164 199V198H162V197H166V198H168V197H171V198H169V200L170 199H172V198H177V199H180V198H182L183 200H184V202H185V205H187L188 206V208L190 207L191 209H192V213H191V211H190V209H189V211H190V213L192 214V217H191V220H190V222L189 221H187V223H188V225H186L185 224V226H187L186 227V232H188V230L191 232V235H188V237L187 238H184V235L181 237L179 234L177 235V233H174L175 235H172V237L170 236L172 233H169V232H167V231H164V230H160L159 229V231H157L158 229H157V227H156V231L154 230V231H149V233H147V234H145L146 236H144V237H142L141 239L138 237V239H135L133 242H130L129 244L131 245L132 244V247L130 246V245H128V244H126V242L125 243H121L122 245H123V247H124V249H126V250H128L129 249V247H127V246H130L131 248L130 249H132V257H131V259H133V260H131V262L133 261V264H187L188 262H191L193 259H192V253H193V251H194V253H195V256H193V258L195 257H198V256H200V254L199 255H197L196 256V252H195V250L196 251H198V252H200L203 248L205 249V248H207L206 246H209L210 248H211V246L212 247H214L215 248V246L216 245H218V242L220 243V239L222 238L223 239V237H228V236H230V237H232L233 239H235V243H236V246H235V248L236 249H238V250H236L235 251V253L238 255L237 256V259H238V257H242V260L241 261H243V263H245V264H256L257 262H260L261 260L263 261L264 260V213L262 212L261 213V211H260V213H258V211H259V209H261V208H259L258 209V211H257V213H254V212H252V213H254V214H246V212H244L243 213V211L242 210H240L239 211V209H237L236 207V211H230V210H228V208L223 204V203H221V204H223L225 207H226V209L224 208V206L223 205H221V206H223V211H222V215L219 213V212H221V211H219L217 214H218V216H220V217H218V216H216L217 214H215V216L214 217H218V218H221V220L220 219H218L216 222H215V219H213V217L212 216H209V214L210 213H208L207 212V207H206V205H207V202L209 203H211L213 200H211L213 197L212 196H214L215 194H216V192L217 193H220L219 191L220 190H222L221 191V193H220V195L223 193V201H224V197H225V199L227 200V198L229 197L230 198V196H232V198H233V195H231V193L233 192V191H231V190H229V189H231L230 187L232 186V190H234L235 188L233 187V186H235L236 188H238L237 186H239V185H241V187H243V186H245V185H248L249 183H251L252 184V182L253 181H255V182H257L258 183V181L261 183L262 182V180L264 179L263 178V174H264V151H262V149H260L259 147H257V146H253V147H249L248 146V149H250V151H242V149H241V151H239L238 150V148H237V150H236V152L234 151L233 153H229L228 151H226V146H225V148H222V146L223 145H215V143H216V141H215V143L214 144H210V142H209V140L206 142L205 140V138L203 139V138H201V136H197L198 135V133H196V120H195V116H194V112H193V107H192V104H191V99L186 95V94H182V93H185V92H187V94L191 91V90H193V89H196L199 85H203L204 83L205 84H207V86H208V90H210L209 92H210V95L212 94L213 95V97H211V99H213V101H214V103H216V105H214V103H213V105L212 106H214V107H216V109H219L220 108V110L224 107V108H226L225 106L226 105H224V102H225V100H227L228 99V96H227V98H226V95H229L228 93L226 94V90L228 89V85H229V87H231V85H232V83L233 82H235V80H234V78L235 77H238V78H240V80L242 81V80H252V82H254L253 80H256L257 79V77H256V74H255V72L257 71H262L263 73H264V39H263V37H260L259 36V38L258 37H253V38H255V39H253L252 41L250 40V39H248V38H246L248 41L250 40V42L247 44L245 41V43H243L242 42V40L241 41H236L235 39V41L234 40H232V41H228V40H223L222 41V39L221 38H223V36L219 39L220 41L217 43V41L216 42H213V40H212V42H210L209 44H207V42H206V44H203L205 41H203V43L201 42V36L202 35H204L203 34V31H202V29L201 28H199V27H197V26H195L194 24L195 23H192V25ZM19 25H21V22H20V24ZM22 25V26H23ZM24 25V26H25ZM29 25V24H28ZM31 25H29V26H31ZM41 25H38V26H41ZM122 25V24H121ZM126 25H128V24H126ZM125 25V26H126ZM137 25V24H136ZM205 25V24H204ZM213 25V24H212ZM217 25V24H216ZM219 25V24H218ZM29 26H26L25 28L27 29V30H29L28 28H30ZM34 26V25H33ZM33 26H31V28H33ZM37 26V27H38ZM42 26L41 27H38L39 29L38 30H40L41 28H42ZM94 26H96V25H94ZM104 26H108L107 24L106 25H104ZM152 26V25H151ZM164 26H166V25H164ZM209 26V25H208ZM222 26V25H221ZM228 26V25H227ZM7 27H10V26H7ZM37 27H35L34 26V28H37ZM127 27V29H128V26H126ZM154 27H156V26H154ZM153 27V28H154ZM158 27H159V25H158ZM163 27V26H162ZM170 27V26H169ZM171 27H172V25H171ZM186 27V28H185ZM211 27V26H210ZM216 27V26H215ZM219 27L220 26H218L217 28L219 29ZM224 27V26H223ZM230 27V26H229ZM13 28V27H12ZM16 28V27H15ZM23 28V27H22ZM22 28H20V29H22ZM30 28V30L29 31H32V29ZM33 28V29H34ZM55 28V29H54ZM57 28V29H56ZM83 28V29H82ZM109 28V27H108ZM113 28V27H112ZM120 28V25H119V27H118V29ZM152 30H153V28L152 27H150ZM205 28V27H204ZM209 28V27H208ZM26 29L24 30V32L26 31ZM59 29V30H58ZM66 29V30H65ZM104 28H102V30H103ZM107 29V28H106ZM132 29V28H131ZM155 29V28H154ZM222 29V28H221ZM0 30L5 34L6 33V30H8V28L6 29V30H4V28H0ZM12 30V29H11ZM10 30V31H11ZM37 30V29H36ZM37 30V31H38ZM62 30V31H63ZM91 30H92V28H91ZM105 30V29H104ZM129 30V29H128ZM148 31L150 30V29H147ZM158 30V29H157ZM165 30V29H164ZM5 31V32H4ZM13 31V30H12ZM11 31V33H13ZM28 31V32H29ZM34 31H35V29H34ZM106 31V30H105ZM154 31V30H153ZM225 31H226V29H225ZM8 32V31H7ZM28 32H26V33H22L23 35H26L25 37H27V34H28ZM49 32H52V31H50L49 30ZM121 32H123L122 30H121ZM10 32H8V34H9ZM32 33V35H35V33L34 32H31ZM31 33H29V35L31 34ZM34 33V34H33ZM53 33V32H52ZM126 33H128V32H126ZM146 32H144V34H145ZM157 33H158V31H157ZM207 33V32H206ZM222 33H224L223 31H222ZM3 34V35H4ZM14 34H15V32H14ZM17 34V33H16ZM21 33L20 34H17V36L18 35H21L22 37H24L23 35H22ZM37 34V33H36ZM122 34H125L124 32L122 33ZM217 34H219V33H217ZM224 34H227L226 32L224 33ZM6 35H7V33H6ZM13 34H11V37H14V36H12ZM28 35V36H29ZM38 35L40 36V34L38 33ZM37 35V36H38ZM45 35V34H44ZM50 35L51 34H49V35H47V36H45L46 38L49 36L50 37ZM103 35H105V34H103ZM102 35V36H103ZM132 35L133 34H131V36L130 37H132ZM151 35V34H150ZM220 35H223V34H220ZM228 35H229V33H228ZM8 36V35H7ZM17 36H16V38H17ZM31 36V35H30ZM51 36V37H52ZM94 36V35H93ZM92 36V37H93ZM120 36V35H119ZM125 36V35H124ZM146 36V35H145ZM215 36H219V35H215ZM225 36V35H224ZM1 37V36H0ZM9 37H10V34H9ZM9 37H8V39H9ZM20 37V36H19ZM54 37H53V39H54ZM117 37V36H116ZM143 37V36H142ZM147 37H149V36H147ZM151 37V36H150ZM149 37V38H150ZM154 37V36H153ZM165 37V36H164ZM1 38H3V37H1ZM37 38H39V39H41V37H37ZM42 38H43V36H42ZM46 38H44V39H46ZM60 38V37H59ZM62 38V37H61ZM103 38V37H102ZM105 38V37H104ZM111 38V37H110ZM117 38H119V37H117ZM133 38V37H132ZM145 38V37H144ZM155 38H157V37H155ZM170 38V37H169ZM205 38V37H204ZM226 38H229V37H227V36H225V38H223V39H226ZM232 38V37H231ZM4 39V38H3ZM11 39V38H10ZM13 39V38H12ZM11 39V40H12ZM25 39H27V38H25ZM25 39H22V40H20V39H18V41L19 42H17V43H20L21 41H24ZM49 39V38H48ZM63 39V38H62ZM67 39V38H66ZM96 39V38H95ZM114 39H115V36H114ZM124 39V38H123ZM131 39V38H130ZM137 39V38H136ZM139 39V38H138ZM148 38H145V40H147ZM161 39V38H160ZM165 39V38H164ZM172 39H173V37H172ZM177 39V40H178ZM230 39V38H229ZM242 39V38H241ZM245 39V40H246ZM34 40H36V39H34ZM92 40V39H91ZM94 40V39H93ZM113 40V39H112ZM119 40V39H118ZM126 40H129L127 37H126ZM149 40V39H148ZM147 40V41H148ZM155 40V39H154ZM231 40V39H230ZM244 40V39H243ZM1 41V40H0ZM9 41V40H8ZM26 41V40H25ZM32 41V40H31ZM39 41V40H38ZM44 41V40H43ZM50 41V40H49ZM48 41V42H49ZM60 41H62L61 39H60ZM59 41V42H60ZM73 41H75V40H73ZM109 41V40H108ZM114 41V40H113ZM131 41V40H130ZM147 41H145L144 42V40H143V42H144V47H148L150 44H149V42H147ZM149 41H151V40H149ZM158 41V40H157ZM161 41V40H160ZM159 41V42H160ZM3 42V41H2ZM6 42V41H5ZM46 42H47V39H46ZM46 42H43V43H45L46 44ZM68 42V41H67ZM66 42V43H67ZM70 42V41H69ZM96 42V41H95ZM110 42V41H109ZM117 42V41H116ZM140 42V41H139ZM147 42V45L145 44ZM153 42V41H152ZM172 42V41H171ZM209 42V41H208ZM16 43V44H17ZM23 43V42H22ZM42 43V42H41ZM56 43V42H55ZM55 43H53V44H55ZM66 43H64V44H66ZM71 43V42H70ZM108 43V42H107ZM126 43H127V41H126ZM141 43V42H140ZM139 43V44H140ZM162 43V42H161ZM4 43H2V45H3ZM9 44V43H8ZM12 44V43H11ZM33 44V43H32ZM58 44V43H57ZM61 44H62V42H61ZM89 44V45H88ZM103 44V43H102ZM130 44V43H129ZM155 44H157V42L155 43ZM154 44V45H155ZM164 44V43H163ZM166 44V43H165ZM179 44V45H180ZM20 45V44H19ZM22 45V44H21ZM40 45V44H39ZM82 45V46H81ZM124 45V44H123ZM141 45V44H140ZM143 45V44H142ZM159 45V44H158ZM170 45V44H169ZM0 46H1V44H0ZM5 46H7V45H5ZM16 45L14 44V47H15ZM25 46V45H24ZM23 46V47H24ZM37 46V45H36ZM50 46V45H49ZM65 46V45H64ZM101 46H103V45H101ZM151 46V45H150ZM149 46V47H150ZM165 46H167V45H165ZM164 46V47H165ZM2 47V46H1ZM48 47V46H47ZM105 47V46H104ZM127 47V46H126ZM131 47H132V44H131ZM152 47H153V45H152ZM151 47V48H152ZM157 47V46H156ZM155 47V48H156ZM170 47V46H169ZM16 48V47H15ZM19 48V47H18ZM21 48V47H20ZM37 48V47H36ZM52 48H56L55 46L54 47H52ZM58 48H60V47H58ZM81 48V49H82ZM139 48V47H138ZM141 48V47H140ZM2 49H4L3 47H2ZM29 49L30 48H28V51H29ZM49 49H51V48H49ZM48 49V50H49ZM62 49V48H61ZM80 49V48H79ZM92 49V48H91ZM97 49H99V48H97ZM104 49V48H103ZM153 49V48H152ZM15 50H17V49H15ZM20 50V49H19ZM38 50H39V48H38ZM53 50V49H52ZM85 50V49H84ZM87 50V49H86ZM96 50V49H95ZM95 50H93V51H95ZM130 51H131V49H129ZM151 49L150 48H147V51H150ZM172 50H174V49H172ZM31 51V50H30ZM54 51V50H53ZM83 51V50H82ZM92 51V50H91ZM108 51V50H107ZM111 51V50H110ZM157 51V50H156ZM156 51H154V52H156ZM166 51V50H165ZM18 52V51H17ZM24 52V51H23ZM26 52V51H25ZM89 52V51H88ZM128 52V51H127ZM141 52V51H140ZM159 52V51H158ZM158 52H157V54H158ZM236 53L239 57L241 56V57H246V60L244 59V60H241L240 58L237 60L236 59V57L238 58V56H236L235 57V55L236 54H233V53ZM28 53V52H27ZM26 53V54H27ZM33 53V52H32ZM37 53V52H36ZM40 53V52H39ZM57 53V52H56ZM74 53V52H73ZM76 53H78V52H76ZM90 53V52H89ZM99 53V52H98ZM109 53V52H108ZM113 53V52H112ZM111 53V54H112ZM133 53V52H132ZM151 53H152V51H151ZM7 54V53H6ZM5 54V55H6ZM18 54V53H17ZM117 53H115V55H116ZM153 54H155V53H153ZM233 54V57L231 58L230 57V55H232ZM30 55V54H29ZM89 55V54H88ZM133 55H134V53H133ZM148 55H149V53H148ZM152 55V54H151ZM91 56V55H90ZM99 56V55H98ZM110 56V55H109ZM150 56V55H149ZM228 56L230 57V58H228ZM50 57V56H49ZM107 57V56H106ZM114 57V56H113ZM117 57V56H116ZM170 57V56H169ZM243 57V58H244ZM22 58V57H21ZM133 58V57H132ZM160 58V57H159ZM163 58V57H162ZM233 58H235V59H233ZM72 59V58H71ZM102 59H104V57L102 58ZM131 59V58H130ZM165 60H166V58H164ZM168 59V58H167ZM171 59V58H170ZM170 59H169V61H170ZM10 60V59H9ZM123 60V59H122ZM158 60V59H157ZM134 61V60H133ZM162 61H164V60H162ZM168 60H166V61H164V64L165 65H163V66H165V67H167L168 66V62H169ZM74 62V61H73ZM110 62V61H109ZM122 62V61H121ZM161 62V61H160ZM189 62V61H188ZM214 62V63H215ZM3 63V62H2ZM122 64V63H121ZM126 64V63H125ZM135 64V63H134ZM218 64V63H217ZM119 65V64H118ZM206 65V64H205ZM210 65V64H209ZM114 66V65H113ZM190 67V66H189ZM188 67V68H189ZM191 67H190V69H191ZM217 67V66H216ZM22 68V67H21ZM168 68H169V66H168ZM198 68V67H197ZM207 68V67H206ZM104 69V68H103ZM105 69H107V68H105ZM109 69V68H108ZM155 69V68H154ZM158 69V68H157ZM170 69H171V66H170ZM184 69V68H183ZM55 70V69H54ZM97 70H99V69H97ZM140 70H143V69H140ZM169 70V69H168ZM104 71V70H103ZM122 71H123V69H122ZM194 71V70H193ZM204 71V72H203ZM39 72V71H38ZM46 72V71H45ZM51 72V71H50ZM49 72V74H47V75H52L51 73ZM98 72V71H97ZM100 72H101V69H100ZM105 72V71H104ZM107 72V71H106ZM109 72V73H108ZM107 73L108 74H110L111 73V71H108ZM130 72V71H129ZM40 73L41 74H43L42 73V71L40 70ZM114 73V72H113ZM134 73V72H133ZM46 74H44V75H46ZM102 74V73H101ZM47 75H46V77H47ZM105 74H103L102 76H104ZM129 75V73H128V76H130ZM38 77V76H37ZM45 76H44V79L46 78ZM50 77V76H49ZM49 77H47V79L49 78ZM106 78L108 77V76H105ZM105 77H103L104 79H105ZM110 77H112V75L110 76ZM126 77V76H125ZM94 78V77H93ZM98 78H100L99 76H98ZM97 78V76H96V78L95 79H98ZM243 78V79H242ZM8 80H9V78H7ZM36 79H38V80H40L39 78H36ZM51 78H49L48 80H50ZM53 79H57V77L55 76L54 77V75H53V78H52V80ZM82 80V82H83V84L85 85H87V86H91V87H93V89L94 88H96L98 91H99V87L101 86H98V81H99V83L101 82V80L100 79H98V81L97 82H95V79H91V77H89L88 75H81V77L79 78V80ZM109 79H111V78H108L107 79V81L109 80ZM117 79V78H116ZM118 79H120V78H118ZM16 80V79H15ZM35 80V79H34ZM70 80V79H69ZM76 80V79H75ZM234 80V81H233ZM237 80V79H236ZM5 81V80H4ZM51 81V80H50ZM55 82L56 81H58V79L57 80H54ZM103 81V80H102ZM105 81V80H104ZM107 81H105L104 83H106ZM113 81V80H112ZM249 81V82H250ZM23 82V81H22ZM36 83H37V81H35ZM41 82V80L40 81H38V83H40ZM69 82V81H68ZM67 82V83H68ZM202 82H204L203 84H202ZM262 82V81H261ZM2 83V82H1ZM37 83V85H38V87L39 88H41L40 86H39V84ZM42 83H43V80H42ZM49 83V82H48ZM103 83V82H102ZM108 83V82H107ZM201 83V84H200ZM251 83V82H250ZM264 83V82H263ZM19 84V83H18ZM41 84V83H40ZM44 84V83H43ZM43 84H41V85H43ZM51 84V83H50ZM56 84V83H55ZM59 84V83H58ZM66 84V83H65ZM69 84V83H68ZM79 84H80V82H79ZM82 83H81V85L80 86H82L83 85ZM2 85H4V84H2ZM1 85V86H2ZM46 85V84H45ZM44 85V86H45ZM71 85V84H70ZM85 85V86H86ZM106 85H108V84H106ZM105 84H104V86L103 87H105L106 86ZM111 86H112V83L110 84ZM109 85V86H110ZM220 85V86H219ZM225 85H227V89H226V87H225ZM0 86V88H2ZM5 86H7V85H5ZM24 86V85H23ZM26 86V85H25ZM44 86H43V88H41V89H43V93H44V89L46 88L47 89V87H45L44 88ZM54 85H52L51 87H53ZM206 86V85H205ZM20 87V86H19ZM21 87H22V85H21ZM20 87V88H21ZM48 87H49V85H48ZM51 87H49V89L51 90ZM55 88H57V90L58 89H60L61 90V93H62V91H63V89H61V88H59L58 86L56 87V85L54 86ZM65 87V86H64ZM203 87V86H202ZM201 87V88H202ZM222 87H224L223 89H222ZM5 89L6 88H9V87H4ZM4 88H3V90L2 91H4ZM11 88H12V86H11ZM19 88V89H20ZM24 88H26L27 89V86L26 87H24ZM54 88V89H55ZM83 88H84V86H83ZM106 89H107V92H109L110 93V89H111V87H105ZM105 88H104V90H105ZM14 89V88H13ZM31 88L29 87L28 88V91L30 90ZM35 89V88H34ZM45 89V90H46ZM54 89H52V91H50V93L49 92H45V94H47L48 95V93L49 94H51V95H53V97L55 96V94L56 95H58V97L60 96V98H61V96H63L61 93H59V92H55L56 91V89L54 90ZM73 89V88H72ZM89 89V88H88ZM95 89V91H97ZM224 89H226L225 91H224ZM48 90V89H47ZM103 89L101 90L102 92L104 91ZM6 91V90H5ZM9 91V89L7 90V92ZM21 91V90H20ZM22 91H24L23 89H22ZM28 91H26V92H28ZM76 91L78 92V89H76ZM76 91H74L75 93H77ZM83 91V90H82ZM196 91H197V89H196ZM204 91V90H203ZM0 92H1V90H0ZM11 92V91H10ZM10 92H8L9 93V96H11V97H13V96H15V94H17V93H15V91H12V94L10 93ZM30 92V91H29ZM40 92H41V90H40ZM79 92H80V90H79ZM78 92V94H80ZM92 92V91H91ZM100 92V91H99ZM202 92V91H201ZM208 92V91H207ZM263 92V91H262ZM15 93V94H14ZM25 93V92H24ZM72 93V92H71ZM98 93V92H97ZM105 93V92H104ZM111 94L112 96L114 95V94ZM198 93V92H197ZM204 93H206V92H204ZM2 94H4V92L2 93L1 92V94L0 95H2ZM19 94H21V93H19ZM19 94H17V95H19ZM23 94V93H22ZM27 94V93H26ZM64 94V93H63ZM78 94L75 96V94H73L72 93V95H74L75 96V101H77L76 99H78V100H80L79 102H81V100H83V99H85L84 97H86V96H84L83 97V99H79V98H81L83 95H84V93L82 92L80 95H81V97H79L78 96ZM83 94V95H82ZM190 94V93H189ZM203 94V93H202ZM7 95V93H5V95L4 96H6ZM98 95H100V94H98ZM105 95H107V94H105ZM109 95V94H108ZM111 95H109V96H111ZM260 95H261V92H260ZM20 96V95H19ZM32 96H33V94H32ZM38 96V95H37ZM79 97V98H76V97ZM101 96H103V95H101ZM108 96V97H109ZM118 96V95H117ZM116 96V97H117ZM208 96V95H207ZM262 96H263V94H262ZM261 96V97H262ZM1 98L0 99H2V96H0ZM17 97V96H16ZM21 97V96H20ZM20 97H17V98H20ZM44 97H45V95H44ZM94 97V96H93ZM115 97V98H116ZM201 97V96H200ZM4 98V97H3ZM13 98H15V97H13ZM41 98V97H40ZM88 98V97H87ZM92 98V97H91ZM97 98V97H96ZM95 98V99H96ZM99 99H100V97H98ZM104 98V97H103ZM111 99H113V97H110ZM6 99V98H5ZM31 99V98H30ZM47 99V98H46ZM49 99V98H48ZM63 100L61 101V103L63 104V102L65 103V99L64 98H62ZM73 99H74V97H73ZM105 99V98H104ZM109 99V98H108ZM196 99V98H195ZM202 99V98H201ZM205 99V98H204ZM3 100V99H2ZM24 100V99H23ZM33 100H34V98H33ZM38 100V99H37ZM86 100V99H85ZM91 100V99H90ZM103 100V99H102ZM105 100H107V99H105ZM110 100V99H109ZM210 100V99H209ZM264 100V99H263ZM15 101V100H14ZM43 100H40V103L42 102ZM45 101H47V100H45ZM66 101H67V103H68V99H66ZM113 101V100H112ZM111 101V102H112ZM117 101V100H116ZM193 101V100H192ZM211 101V102H210ZM210 101H206V103L208 102V103H211L212 104V100H210ZM262 101V100H261ZM12 102V101H11ZM24 102V101H23ZM30 102V101H29ZM31 102H34V101H31ZM36 102H39V100L38 101H35V103L34 104H37ZM79 102H77V103H79ZM85 102H87V101H84L82 104H84L85 106L87 105V104H85ZM119 102V101H118ZM198 102V101H197ZM10 103V102H9ZM71 103V102H70ZM80 103V104H81ZM96 103V102H95ZM98 103V102H97ZM100 103V102H99ZM98 103V104H99ZM113 103V102H112ZM115 103V102H114ZM124 103H125V105H124ZM262 103V102H261ZM5 104V103H4ZM20 104V103H19ZM18 104V105H19ZM21 104H22V101H21ZM31 104H33V103H31ZM43 105H41V106H45L44 104L45 103H42ZM61 104V106H63ZM79 104V105H80ZM91 104V103H90ZM109 104V103H108ZM194 104V103H193ZM210 104V105H211ZM226 104V103H225ZM9 105V104H8ZM16 105V104H15ZM30 105V104H29ZM52 105V104H51ZM67 105V104H66ZM65 104H64V106L65 107H67ZM72 105V104H71ZM71 105L69 104V107H71ZM83 105V106H84ZM113 105V104H112ZM115 105V104H114ZM119 105V104H118ZM121 105V104H120ZM119 105V106H120ZM227 105H229V104H227ZM233 105V104H232ZM263 105H264V103H263ZM1 106V105H0ZM3 106V105H2ZM19 106H21V105H19ZM23 106V105H22ZM21 106V107H22ZM41 106H40V108H41ZM63 106V107H64ZM84 106V107H85ZM21 107H18L17 106V108H21ZM30 107V106H29ZM35 107V106H34ZM46 107V106H45ZM45 107H43L42 109H46ZM62 108L63 110L62 111H64L63 112V114H65L67 117H69L67 114H69L71 111H72V113L74 112L73 110H70V108H69V110H68V108L66 109V108ZM87 107H89V106H87ZM96 107V106H95ZM98 107H100V106H98ZM97 107V108H98ZM111 107H113V108H115L116 107V105H115V107L114 106H111ZM14 108H16L15 106L13 107V109ZM16 108V109H17ZM28 108V107H27ZM27 108H25L26 110H28ZM36 108L38 109V107L36 106ZM51 107L49 106V107H47V109L45 110V111H49L50 110V114H47V115H45L44 114V110H40V111H42V113H43V115L45 116V117H43V119H45V118H48L49 117V119L52 117L51 115H52V112H51V109H50ZM74 108V107H73ZM72 108V109H73ZM106 108V107H105ZM113 108H112V110H113ZM213 108V107H212ZM11 109V108H10ZM34 109V108H33ZM54 109V108H53ZM53 109H52V111H53ZM59 109V108H58ZM65 109H66V111L68 110L69 112L66 114L65 113ZM102 109V108H101ZM116 109V108H115ZM120 109V108H119ZM210 109H211V107H210ZM1 110V109H0ZM74 110H75V108H74ZM98 110V109H97ZM96 110V111H97ZM100 110V109H99ZM104 110V109H103ZM103 110L101 111V112H103ZM106 110H107V108H106ZM127 110H129V109H127ZM132 110V109H131ZM134 110V109H133ZM140 110H141V112H140ZM147 110V109H146ZM209 110V109H208ZM225 111H226V109H224ZM228 110V109H227ZM19 110H17V111H15L14 110V112H18ZM20 111H22L21 109H20ZM39 110H37V112H38ZM55 111H57V110H55ZM78 111V110H77ZM89 111V110H88ZM87 111V112H88ZM93 111V110H92ZM96 111H93V112H95V114H97L96 113ZM105 111V110H104ZM108 111V110H107ZM114 111V110H113ZM148 111V112H149ZM154 111V110H153ZM152 111V112H153ZM209 111H211V110H209ZM223 111V110H222ZM2 112V111H1ZM4 112V111H3ZM8 112V111H7ZM23 112H25V110H23ZM31 112V113H30ZM28 111L27 113L29 114L30 113V117H31V115H32V117H33V119H34V113H33V111ZM80 112V111H79ZM100 112V111H99ZM101 112H100V114H101ZM106 112V111H105ZM134 112L135 111H133V114H134ZM147 112V111H146ZM208 112V111H207ZM33 113V114H32ZM40 112H38V114H39ZM42 113H40V114H42ZM48 113V112H47ZM53 113H55L54 111H53ZM74 113H75V115H74ZM73 114H72V116L71 117H73V118H75V116H76V110H75V112H74ZM89 113H91L90 111H89ZM89 113H88V115H89ZM122 113V112H121ZM121 113H119L120 115H121ZM129 114H130V112H128ZM159 113V112H158ZM219 113V112H218ZM20 114H22V113H20ZM27 114V115H28ZM57 115H59L58 113H56ZM56 114H53L54 115V117H55V115ZM62 114V113H61ZM80 114V113H79ZM78 114V118H80L81 116ZM84 114H85V112H84ZM107 114V113H106ZM125 114V113H124ZM123 114V115H124ZM128 114V115H129ZM132 114V115H133ZM145 114H148V113H145ZM145 114H144V116H145ZM159 114V115H160ZM209 114V113H208ZM215 114H217V113H215ZM227 114V113H226ZM231 114V113H230ZM12 115V114H11ZM37 115V114H36ZM36 115H35V119H36ZM50 115V116H49ZM57 115H56V117H57ZM64 115V116H65ZM69 115H71V114H69ZM87 115V116H88ZM92 115H94V114H92ZM91 114H90V116H92ZM126 115V114H125ZM152 115V114H151ZM158 115V116H159ZM228 115V114H227ZM8 116V115H7ZM40 116V115H39ZM42 116V115H41ZM63 115H62V119L60 118L59 119V122H60V120L62 121V124L64 123L63 122V117H64ZM64 117V118H67V117ZM80 116V117H79ZM95 116V115H94ZM98 116V115H97ZM96 116V117H97ZM100 117H101V115H99ZM114 116V115H113ZM119 116V115H118ZM137 116V115H136ZM143 116V117H144ZM219 116V118H220V115H218ZM226 115H224V117H225ZM14 117V116H13ZM31 117V118H32ZM51 118V119H55V118ZM89 117V116H88ZM103 117H104V115H103ZM106 117H108L107 115H106ZM121 117V116H120ZM142 117V118H143ZM146 117V116H145ZM148 117V116H147ZM154 117V116H153ZM223 117V118H224ZM17 118V117H16ZM41 118V117H40ZM39 118V119H40ZM59 118V117H58ZM125 118V117H124ZM124 118H122V121H123V119ZM131 118V117H130ZM141 118V117H140ZM149 119H150V117H148ZM34 119V120H35ZM43 119H40V120H43ZM49 119H45V120H47V121H45V120H43V123H45V122H48L49 121ZM83 119H85L84 121H83ZM83 119L81 118V120H82V122H85V121H87V120H89V118H85V117H83ZM87 119V120H86ZM94 119V118H93ZM103 119V118H102ZM108 119H110V118H108ZM113 119V118H112ZM135 119H137V118H135ZM154 119V118H153ZM157 119V118H156ZM222 119V118H221ZM17 120V119H16ZM21 120V119H20ZM28 120H29V117H28ZM32 120V119H31ZM37 120V119H36ZM95 120V119H94ZM107 120V119H106ZM106 120H104V121H106ZM117 120V119H116ZM121 120V119H120ZM119 120V121H120ZM129 120V119H128ZM148 120V119H147ZM217 120V119H216ZM220 120V119H219ZM224 120V119H223ZM25 121H27V120H25ZM33 121V120H32ZM45 121V122H44ZM51 121V120H50ZM49 121V122H50ZM53 121V120H52ZM56 121H57V123H58V120L56 119ZM93 121V120H92ZM125 121V120H124ZM126 121H127V118H126ZM148 121H150V120H148ZM229 121V120H228ZM12 122V121H11ZM14 122H17V121H15L14 120ZM34 122V121H33ZM36 122V121H35ZM40 122V121H39ZM54 122V121H53ZM90 122V121H89ZM117 122V121H116ZM115 122V123H116ZM130 122H132L131 120H130ZM145 122V121H144ZM147 122V121H146ZM152 122L153 121H151V124H152ZM159 122V121H158ZM216 122V121H215ZM222 122V121H221ZM225 122V121H224ZM19 123L20 124H22L20 121H19ZM24 123V122H23ZM31 123V122H30ZM38 123V122H37ZM43 123H40V126H42L43 125ZM102 123H104V122H102ZM110 123H113V122H110ZM114 123V124H115ZM159 123H161V122H159ZM217 123H218V121H217ZM1 124H3V123H1ZM12 124V123H11ZM14 124V123H13ZM20 124H18L19 126H20ZM31 124H35V123H31ZM51 123H49V125H50ZM55 124H56V122H54V123H52V125H54V129H57L58 128V125L60 124V123H58V125H56V127H55ZM86 124V123H85ZM119 124H120V122H119ZM119 124H117V127H119L118 125ZM124 124H125V122H124ZM145 124V123H144ZM219 124V123H218ZM230 124V123H229ZM18 125L16 124V126L18 127ZM37 125L38 124H36V126L35 127H37ZM44 125H46V126H44L45 128L47 127V125H48V123H46V124H44ZM49 125H48V127H47V131H48V134H49V131H50V129L51 130H54L53 129V127H51V128H49ZM51 125V126H52ZM65 125V124H64ZM68 125H69V123H68ZM100 125H102V124H100ZM106 125V124H105ZM154 125V124H153ZM156 125V124H155ZM215 125H216V123H215ZM13 126H15V125H12V127ZM15 126V127H16ZM26 126H27V124H26ZM30 125L28 124V127H29ZM33 126V125H32ZM39 126V127H40ZM62 126V125H61ZM66 126V125H65ZM73 126V125H72ZM79 126V125H78ZM106 126H108V125H106ZM115 126V125H114ZM122 126H124V125H122ZM125 126H127V125H125ZM135 126V125H134ZM145 126V125H144ZM147 126V125H146ZM219 126H220V124H219ZM219 126H217V127H219ZM222 126H224V125H222ZM229 126V125H228ZM3 127V126H2ZM9 127V126H8ZM7 127V128H8ZM10 127H11V125H10ZM10 127H9V129H10ZM22 127H23V125H22ZM21 127V128H22ZM35 127L33 126V129H35ZM43 127V126H42ZM60 127V126H59ZM67 127V126H66ZM81 127V126H80ZM98 127V126H97ZM140 127H141V125H140ZM156 127V126H155ZM264 127V126H263ZM19 128V127H18ZM106 128V127H105ZM104 128V129H105ZM110 128V127H109ZM109 128H107L108 130H109ZM121 128V127H120ZM134 128V127H133ZM143 128V127H142ZM24 129H27L26 127L24 128ZM31 129H32V127H31ZM31 129H29V130H31ZM37 129V128H36ZM40 129V128H39ZM49 129V130H48ZM77 129V128H76ZM84 129V128H83ZM95 129V128H94ZM118 129V128H117ZM122 129V128H121ZM215 129V128H214ZM264 129V128H263ZM262 129V130H263ZM13 130V128H11V131ZM29 130H25L26 132L27 131H29ZM67 130V129H66ZM81 130V129H80ZM78 131L80 134H81V131ZM88 130H90V129H88ZM88 130H86V131H88ZM98 130H99V128H98ZM106 130V129H105ZM116 130V129H115ZM218 130V129H217ZM220 130H222L221 128H220ZM11 131H10V133H11ZM20 130H15V132L17 133V132H19ZM33 131H35V130H33ZM33 131L31 132V131H29L30 133H33ZM38 131V130H37ZM68 131H70V130H68ZM72 131V130H71ZM86 131H85V133H86ZM93 131V130H92ZM92 131H91V133H92ZM101 130H99V131H96V132H100ZM109 131H111V130H109ZM109 131H108V133H109ZM119 131V130H118ZM123 131V130H122ZM201 131V130H200ZM219 131V130H218ZM261 131V130H260ZM13 132V131H12ZM15 132H13L14 134L13 135H15ZM23 131L21 130V133H22ZM51 132V131H50ZM54 132L55 133H57V131L56 130H54ZM53 132V133H54ZM74 132V131H73ZM77 132V133H78ZM84 132V131H83ZM82 132V133H83ZM94 132V131H93ZM104 132V131H103ZM106 132H107V130H106ZM105 132V133H106ZM111 132H113L114 133V131H111ZM222 132V131H221ZM9 133V134H10ZM25 133V132H24ZM23 133V134H24ZM28 133V132H27ZM30 133H29V135H30ZM55 133L52 135V137L53 138H55L56 136H55ZM67 133V132H66ZM101 133H102V131H101ZM100 133V134H101ZM118 133V132H117ZM202 133V132H201ZM7 134V133H6ZM36 134V133H35ZM51 134H52V132H51ZM50 134V135H51ZM68 134H70V133H68ZM79 134V135H80ZM84 134V133H83ZM95 134V133H94ZM219 134H220V132H219ZM222 134H224V133H222ZM20 135H22V134H19V136ZM29 135L27 134V136H28V138H29ZM39 135V134H38ZM61 135V134H60ZM76 135V134H75ZM79 135H77V136H79ZM97 135V134H96ZM103 135V134H102ZM101 135V136H102ZM106 135L108 136V134L106 133ZM109 135H111V134H109ZM221 135V134H220ZM23 136V135H22ZM26 136V135H25ZM66 136V135H65ZM64 136V137H65ZM92 136H93V134H92ZM98 136H99V134H98ZM105 136V135H104ZM203 136V135H202ZM215 136V135H214ZM225 136V135H224ZM32 137V136H31ZM51 137V136H50ZM63 137V136H62ZM76 137V136H75ZM81 137V136H80ZM94 137V136H93ZM100 137V136H99ZM103 137V136H102ZM101 137V139H103ZM109 138L111 137V136H108ZM204 137V136H203ZM210 137V136H209ZM4 138V137H3ZM9 138V137H8ZM7 138V139H8ZM23 138V137H22ZM27 138V137H26ZM47 138V137H46ZM52 138V139H53ZM107 138V137H106ZM208 138V137H207ZM212 138V137H211ZM215 138V137H214ZM253 138V137H252ZM50 139V138H49ZM58 139V138H57ZM56 139V140H57ZM81 139H83V136H82V138ZM96 139V141H98L97 140V138H95ZM112 139V138H111ZM210 139V138H209ZM226 139H228V140H230L229 138H226ZM254 139V138H253ZM27 140V139H26ZM48 140V139H47ZM46 140V141H47ZM55 139H53V141H54ZM68 140V139H67ZM106 140H108V139H106ZM105 140V141H106ZM213 140V139H212ZM14 141V140H13ZM33 141H35V140H33ZM44 141V140H43ZM49 141H51V140H49ZM66 141V140H65ZM69 141H71V140H69ZM77 141V140H76ZM100 141H102V140H100ZM104 141V140H103ZM219 141V140H218ZM227 141V140H226ZM5 142H7V141H5ZM19 142V141H18ZM32 142V141H31ZM52 142V141H51ZM54 142H56V141H54ZM213 141H211V143H212ZM0 143H1V141H0ZM39 143V142H38ZM44 143V142H43ZM47 143V142H46ZM57 143V142H56ZM54 144L53 142L51 143V144H53V145H57L58 146V144ZM64 143V142H63ZM67 143V142H66ZM65 143V144H66ZM103 143V142H102ZM230 143V142H229ZM234 143V142H233ZM254 143V142H253ZM27 144V143H26ZM64 144V145H65ZM71 144V142L69 143V145ZM74 144V143H73ZM77 144V143H76ZM104 144V143H103ZM216 144H219V142L218 143H216ZM221 144H222V142H221ZM6 145V144H5ZM12 145V144H11ZM20 145V144H19ZM31 145V144H30ZM38 145V144H37ZM45 145V144H44ZM64 145H62V146H64ZM180 146V147H178V146ZM234 146H235V144H233ZM250 145V144H249ZM253 145V144H252ZM255 145V144H254ZM257 145V144H256ZM56 146V147H57ZM74 146V145H73ZM79 147V148H82V147ZM175 146H177L178 148L176 149L175 148ZM259 146V145H258ZM15 147V146H14ZM27 147V146H26ZM55 147V146H54ZM59 147V146H58ZM61 147V146H60ZM77 147V146H76ZM232 147V146H231ZM34 148V147H33ZM45 148V147H44ZM50 148V147H49ZM63 148V147H62ZM61 148V149H62ZM73 148V147H72ZM78 148V147H77ZM2 149V148H1ZM39 149V148H38ZM225 149V150H224ZM15 150V149H14ZM27 150H29L28 148H27ZM53 150V149H52ZM66 150V149H65ZM228 150V149H227ZM232 150V149H231ZM233 150H235V149H233ZM245 150H247V148L245 149ZM22 152V151H21ZM25 152V151H24ZM34 152V151H33ZM47 152V151H46ZM76 152V151H75ZM1 153V152H0ZM5 153H7L8 154V152H5ZM52 153V152H51ZM68 153V152H67ZM83 153V154H84ZM82 154V153H81ZM81 154H80V156H81ZM11 155V154H10ZM32 155H34V154H32ZM41 155V154H40ZM77 156H78V154H76ZM75 155V156H76ZM17 156V155H16ZM15 156V157H16ZM43 156V155H42ZM45 156V155H44ZM83 156V155H82ZM82 156L80 157V158H82ZM118 156V157H117ZM40 157V156H39ZM22 158V157H21ZM48 158V157H47ZM46 158V159H47ZM53 158H55V157H53ZM76 158V157H75ZM79 158V157H78ZM33 159V158H32ZM49 159V158H48ZM61 159V158H60ZM64 158H62L61 160H63ZM84 159H85V157H84ZM89 159V161H91ZM25 160V159H24ZM40 160V159H39ZM49 160H51V159H49ZM80 160V159H79ZM15 161V160H14ZM35 161H36V159H35ZM42 161V160H41ZM46 161H48V160H46ZM52 161V160H51ZM78 161V160H77ZM81 161V160H80ZM79 161V162H80ZM43 162H44V160H43ZM64 162H65V160H64ZM72 162V161H71ZM74 162V165H76L78 162H76V161H73ZM72 162V163H73ZM76 162V163H75ZM2 163V162H1ZM9 163V162H8ZM12 163H14V162H12ZM45 163V162H44ZM66 163H68V161L66 162ZM81 163V162H80ZM87 163H89V162H87ZM92 163H93V161H92ZM186 163V164H185ZM188 163H190L189 164V166H191V167H193L192 165H195V167H197V169L195 170L194 169V171L196 172V171H198L197 173H195V176L194 175H192L193 174V169L191 170V169H189V170H191V173L192 174H190L189 172L190 171H188V168H189V166L187 165ZM16 164V163H15ZM39 164V163H38ZM82 164V163H81ZM91 164V163H90ZM12 165V164H11ZM23 165V164H22ZM40 165H41V163H40ZM80 165V164H79ZM78 165V166H79ZM88 165V164H87ZM95 165H96V163H95ZM16 166V165H15ZM26 166V165H25ZM46 166H48V164L46 165ZM77 166V165H76ZM5 167V166H4ZM44 167V166H43ZM84 167V168H83ZM195 167H193V168H195ZM39 168V167H38ZM76 168V167H75ZM99 168V167H98ZM11 169V168H10ZM43 169V168H42ZM45 169V168H44ZM89 169V170H88ZM102 169V168H101ZM115 171H114V170ZM8 170V169H7ZM39 170H41V168L40 169H38V171ZM103 170V169H102ZM20 171V170H19ZM24 171V170H23ZM76 172L78 171V170H75ZM74 171V172H75ZM106 171H108V170H106ZM0 172H1V170H0ZM83 172V171H82ZM10 173H11V171H10ZM25 173V172H24ZM40 173H41V171H40ZM56 173V172H55ZM59 173V172H58ZM58 173H56V174H58ZM80 173H81V171H80ZM79 173V174H80ZM85 173V172H84ZM88 173L86 172V176L88 175ZM106 173V172H105ZM111 173V172H110ZM26 174V173H25ZM53 174H54V172H53ZM72 174V173H71ZM1 175V177H3L2 176V174H0ZM263 175V176H262ZM23 176V175H22ZM44 176V175H43ZM69 177H70V175H69ZM14 178V177H13ZM64 178H66V179H64ZM108 178V179H107ZM135 178H137V180H139V183L140 184H142V188L144 189V190H146V191H144L143 189H141V190H139V188H140V186H139V188L137 189L136 188V185L135 186H133V185H131L132 183H133V181H134V179ZM261 178H262V180H261ZM3 179V178H2ZM1 178H0V180H2ZM5 179V178H4ZM4 179L2 180V182L4 181ZM26 179V178H25ZM43 179H44V177H43ZM48 179V178H47ZM93 179V180H94ZM10 180V179H9ZM90 180V179H89ZM133 180V181H132ZM12 181V180H11ZM15 181V180H14ZM42 182H43V180H41ZM46 181V180H45ZM50 181V180H49ZM49 181H48V183H49ZM130 181H132L131 182V184H129L130 183ZM250 181H252V182H250ZM47 182V181H46ZM4 183V182H3ZM2 183V184H3ZM7 183V182H6ZM18 183V182H17ZM48 183H46V184H48ZM23 184H24V182H23ZM45 184V183H44ZM45 184V185H46ZM135 184V183H134ZM230 184V185H229ZM232 184V185H231ZM245 184V185H244ZM7 185V184H6ZM16 185V184H15ZM130 185L131 186H133V187H130ZM159 185H162L163 187H164V190L166 189V192H167V194H168V197H167V195L166 196H164V194L165 193H163L162 194V197L160 196V194H158V195H156L155 194V192H157V189H155V188H153V187H155V186H158L159 187ZM26 186V185H25ZM41 186H43V184L41 183ZM145 186V187H144ZM153 186V187H152ZM228 186H230V187H228ZM157 187V188H158ZM161 187V186H160ZM5 188V187H4ZM9 188V187H8ZM14 188V187H13ZM49 188V189H48ZM154 190H156V191H154L153 192V189ZM18 189V188H17ZM21 189V188H20ZM33 189H34V185H33ZM1 190V189H0ZM6 190V189H5ZM11 190V189H10ZM15 190V189H14ZM264 190V189H263ZM7 191H9L8 189H7ZM25 191V190H24ZM161 191H163L162 189H161ZM1 192H2V190H1ZM0 192V193H1ZM231 192V193H230ZM237 192V191H236ZM262 192H264V191H262ZM261 192V193H262ZM4 193V192H3ZM10 193V192H9ZM12 193V192H11ZM41 193V192H40ZM57 193H55V195L57 194ZM58 193V194H59ZM159 193V192H158ZM161 193V192H160ZM234 193V192H233ZM32 196H34V193L32 192ZM68 194V195H67ZM71 194H73V195H71ZM75 194V195H74ZM10 195V194H9ZM31 195V194H30ZM264 194L262 193L261 194V196H263ZM1 196V195H0ZM19 196V195H18ZM69 196V197H70ZM83 196L86 198V201L87 202H85L84 203V200H83ZM216 196V195H215ZM257 196H259L260 197V195H257ZM14 197V195L12 196V198ZM39 197V196H38ZM42 197H39V203L37 202L38 201V199L35 201V199H33L35 202H37L38 204H40L41 203V205L40 206H42L43 204H42V202H41V200H43L42 199ZM217 197V196H216ZM218 197H220V196H218ZM258 197V198H259ZM264 197V196H263ZM11 198V197H10ZM24 198H25V196H24ZM29 198V197H28ZM34 198V197H33ZM35 198H37L36 196H35ZM72 198V197H71ZM165 198V199H166ZM257 198V199H258ZM50 199H52V198H50ZM73 199V198H72ZM76 199V204H79L78 202H80V201H78ZM164 199V200H165ZM4 200V199H3ZM12 200V199H11ZM33 200H32V202H33ZM173 200V199H172ZM211 200V201H210ZM215 200V199H214ZM225 200V201H226ZM260 201H263V200H261V197H260V199H259ZM23 201V200H22ZM30 201V200H29ZM52 201V200H51ZM175 201V200H174ZM229 201V200H228ZM2 200L0 201V214H2L1 216H3L2 217V219L9 225V226H11L12 225V216H11V214H9L10 212H9V209H8V207H7V209H8V212H7V210H5L6 209V204H5V202H2ZM15 202V201H14ZM27 202H28V200H27ZM53 202H54V199H53ZM57 202V201H56ZM66 202V201H65ZM71 202V201H70ZM215 202V201H214ZM222 202V201H221ZM227 202V201H226ZM230 202L231 201H229V202H227V204L229 203L230 204ZM259 202V201H258ZM6 205H4V204ZM8 203V202H7ZM13 203V202H12ZM23 203V202H22ZM22 203H21V205H22ZM51 203V202H50ZM55 203V202H54ZM80 203V204H81ZM166 203H168V202H166ZM164 204V205H166L167 206V204ZM181 203H182V201H181ZM262 203H264V201L262 202ZM261 203V204H262ZM11 204V203H10ZM19 204V203H18ZM26 204V203H25ZM75 204V205H76ZM170 203H168V205H169ZM204 204H206L205 205V208H203L204 207ZM212 204V203H211ZM226 204V203H225ZM226 204V205H227ZM54 205V204H53ZM66 205V204H65ZM156 205V204H155ZM164 205H162V206H164ZM174 205V204H173ZM210 205V204H209ZM208 205V206H209ZM215 205H217L216 203H215ZM233 205V204H232ZM231 205V206H232ZM24 206H26V208H27V206L28 205H24ZM30 206H31V203H30ZM33 206V205H32ZM50 206V205H49ZM170 206V205H169ZM229 206V205H228ZM231 206H229V208L231 207ZM259 206H260V204H259ZM264 206V205H263ZM21 207V206H20ZM19 207V208H20ZM52 207V206H51ZM68 207H69V205H68ZM159 207V206H158ZM178 207V206H177ZM182 207V206H181ZM261 207V206H260ZM74 208V209H73ZM164 208H166V207H163V209ZM176 208V207H175ZM215 208V207H214ZM233 208V207H232ZM234 208V209H235ZM49 209V208H48ZM153 209V208H152ZM161 209V208H160ZM162 209V210H163ZM167 209H168V206H167ZM172 209V208H171ZM173 209H174V207H173ZM206 210V211H204V210ZM209 209V208H208ZM216 209V208H215ZM217 209H218V206H217ZM217 209H216V211H217ZM220 209V208H219ZM233 209V210H234ZM257 209V208H256ZM19 210V209H18ZM31 210V207H30V209H29V211ZM39 210V209H38ZM57 210V209H56ZM157 210V209H156ZM169 210V209H168ZM178 210V209H177ZM263 210V209H262ZM22 211V210H21ZM26 211V210H25ZM32 211V210H31ZM30 211V212H31ZM37 211V210H36ZM48 211H50V210H48ZM55 211V210H54ZM53 211V212H54ZM79 213H78V212ZM171 211V210H170ZM246 211V210H245ZM12 212V211H11ZM51 212V211H50ZM64 212V213H65ZM77 212V213H76ZM205 212H207V213H205ZM209 212H210V210H209ZM242 212V213H241ZM251 212V211H250ZM6 213H8V214H6ZM14 213V212H13ZM22 213V212H21ZM20 213V214H21ZM39 213V212H38ZM45 213V212H44ZM55 213V212H54ZM59 213V212H58ZM63 213V212H62ZM166 213V212H165ZM169 213V212H168ZM178 213V212H177ZM212 213V212H211ZM214 213V212H213ZM212 213V215H214ZM18 214V213H17ZM23 214V213H22ZM24 214H28V213H24ZM31 214H32V212H31ZM30 214V215H31ZM42 214V213H41ZM50 214V213H49ZM48 213H47V217H49L50 215H49ZM156 214V213H155ZM154 214V215H155ZM160 214V213H159ZM164 214V213H163ZM208 214V215H207ZM35 215V214H34ZM39 215V214H38ZM49 215V216H48ZM62 215V214H61ZM183 215V214H182ZM211 215V214H210ZM0 216V217H1ZM21 216V215H20ZM37 216V215H36ZM43 216V215H42ZM52 216V215H51ZM50 216V217H51ZM55 216V215H54ZM54 216H52V217H54ZM166 216V215H165ZM168 216H170V215H168ZM167 216V217H168ZM23 217H25V215L23 216ZM151 217V216H150ZM179 217V216H178ZM182 217V216H181ZM17 218V217H16ZM45 218V217H44ZM59 218V217H58ZM63 218H61L62 220H63ZM156 218V217H155ZM185 218V217H184ZM38 219H39V217H38ZM48 219V218H47ZM54 219V218H53ZM160 219H162V218H160ZM169 219V218H168ZM22 220V219H21ZM40 220H41V218H40ZM46 220V219H45ZM63 220V221H64ZM153 220V219H152ZM159 220V219H158ZM174 220V219H173ZM176 220V219H175ZM221 221L222 222V227L221 226H217L218 227V229L217 228H214L213 229V227H211V226H214V223H213V221L215 222V226L214 227H216V225L218 224V223H220L221 224V222H218V221ZM18 221V220H17ZM39 220H37V222H38ZM43 221V220H42ZM148 221H149V219H148ZM0 222H2V221H0ZM21 222V221H20ZM36 222V221H35ZM48 222V221H47ZM159 222H161V221H159ZM179 222V221H178ZM218 222V223H217ZM44 223V222H43ZM158 223V222H157ZM210 223V224H209ZM217 223V224H216ZM7 224H6V226H7ZM168 224V223H167ZM205 224L207 225V224H209V225H207V226H205ZM213 224V225H212ZM47 225V224H46ZM151 225V224H150ZM158 225V224H157ZM211 225V226H210ZM5 226V225H4ZM13 226V225H12ZM24 226V225H23ZM23 226H21V227H23ZM44 226H45V224H44ZM176 226V225H175ZM184 226V225H183ZM208 226H210V227H208ZM2 227H3V225H2ZM32 227V226H31ZM41 227V226H40ZM47 227H48V225H47ZM154 227V226H153ZM9 228H13V227H9ZM17 228V227H16ZM26 228V227H25ZM36 228V227H35ZM44 228V227H43ZM151 228V227H150ZM161 228V227H160ZM167 228V227H166ZM174 228V227H173ZM172 228V229H173ZM54 229V228H53ZM182 229V228H181ZM184 229V228H183ZM214 230V232H216L215 233V236H213L214 235V232H213V230ZM216 229H217V231H216ZM2 230V229H1ZM5 230V229H4ZM8 230V229H7ZM66 230H67V228H66ZM170 230V229H169ZM212 230V231H211ZM16 231V230H15ZM31 231V230H30ZM38 231V230H37ZM45 231H47V230H45ZM44 231V232H45ZM53 231V230H52ZM63 231H65V230H63ZM62 231V232H63ZM69 231V230H68ZM72 231V230H71ZM74 231V230H73ZM184 231V230H183ZM10 232H11V229H10ZM9 232V233H10ZM20 232V231H19ZM35 232V231H34ZM60 232V231H59ZM83 232H86V231H83ZM82 232V233H83ZM86 232V233H87ZM135 232V231H134ZM137 232V231H136ZM181 232V231H180ZM185 232V233H186ZM213 232V235L211 234ZM5 233V232H4ZM8 233V234H9ZM12 233V232H11ZM10 233V234H11ZM18 233V232H17ZM39 233V232H38ZM73 233V232H72ZM139 233V232H138ZM43 234V233H42ZM78 234V233H77ZM95 234V233H94ZM183 234V232L181 233V235ZM190 234V233H189ZM25 235V234H24ZM46 235V234H45ZM54 235V234H53ZM72 235V234H71ZM87 235V234H86ZM133 235V234H132ZM140 235H141V233H140ZM208 235H212L211 237L210 236H208ZM10 236V235H9ZM36 236V235H35ZM44 236V235H43ZM59 236V235H58ZM75 236H77V235H75ZM81 236V235H80ZM92 236V235H91ZM126 236V235H125ZM142 236V235H141ZM175 236H177V237H175ZM187 236V235H186ZM3 237H5L4 235H3ZM26 237V236H25ZM50 237V236H49ZM83 237V236H82ZM88 237V236H87ZM134 237V236H133ZM174 237H175V239H174ZM16 238V237H15ZM64 238V237H63ZM71 238V237H70ZM75 238V237H74ZM89 238V237H88ZM132 238V237H131ZM211 238V239H210ZM20 239V238H19ZM34 239V238H33ZM48 239V238H47ZM87 239V238H86ZM8 240H9V238H8ZM18 240V239H17ZM43 240V239H42ZM83 240V239H82ZM219 240V241H218ZM2 241V240H1ZM23 241V240H22ZM33 241V240H32ZM35 241V240H34ZM39 241H40V239H39ZM56 241V240H55ZM60 241V240H59ZM58 241V242H59ZM46 242V241H45ZM54 242V241H53ZM52 242V243H53ZM57 242V241H56ZM233 242V241H232ZM5 243V242H4ZM7 243V242H6ZM11 243V242H10ZM39 243V242H38ZM110 243V242H109ZM115 243V242H114ZM44 244V243H43ZM46 244V243H45ZM61 244V243H60ZM93 245H94V243H92ZM101 244H105L104 246H106L105 248H102V245ZM116 244V245H115ZM115 244H113L111 247H115V246H117V244L118 243H115ZM124 244L126 245V246H124ZM9 245V244H8ZM13 245V244H12ZM11 245V246H12ZM26 245V244H25ZM56 245V244H55ZM66 245V244H65ZM78 245V244H77ZM82 245V244H81ZM215 245V246H214ZM5 246V245H4ZM45 246H47V245H45ZM59 246V245H58ZM95 246V245H94ZM221 246V245H220ZM15 247H16V245H15ZM39 247H40V245H39ZM52 247V246H51ZM71 247V246H70ZM69 247V248H70ZM84 248H83V250L81 251L82 252V255L79 253V255L80 256H82V260L84 259V262H87L86 260L87 259H89L88 257V255L90 254V253H92V249H96V247H93L92 245H91V243H90V245L88 244V245H86L85 246V244H84V246H83ZM110 247V250H109V252L112 250V249H114V248H111ZM128 249H127V248ZM208 247V248H209ZM219 246H217V248H218ZM7 248H9V247H7ZM11 248V247H10ZM9 248V249H10ZM25 247H23V248H21L22 250L24 249ZM45 248V247H44ZM76 248V247H75ZM81 248V247H80ZM101 248V249H100ZM207 248V249H208ZM209 248V251H211V249ZM5 249V248H4ZM19 249H20V246H19ZM18 249V250H19ZM36 249V248H35ZM56 249H57V247H56ZM98 249H96L97 251H98ZM129 249V250H130ZM206 249V250H207ZM1 250V249H0ZM7 250V249H6ZM15 250V249H14ZM17 250V251H18ZM25 250H26V248H25ZM39 250V249H38ZM54 250V249H53ZM62 250V249H61ZM64 250V249H63ZM81 250V249H80ZM85 250V251H84ZM102 250H101V253H102ZM123 250V249H122ZM126 250H124V252L125 253H127L126 252ZM214 250V249H213ZM221 250V249H220ZM224 250V249H223ZM30 251V250H29ZM35 251V250H34ZM45 251H47V250H45ZM50 251V250H49ZM83 251H84V254H88L87 256L88 257H86V256H84L83 255ZM97 251H94V253L96 252L97 253ZM112 251H115V250H112ZM112 251L110 252V253H112ZM131 251V250H130ZM16 252V251H15ZM14 251H11V253H9L10 254V256H11V254H12V256L15 258V256H17V252L15 253ZM48 252V251H47ZM51 252V251H50ZM53 252V251H52ZM57 252V251H56ZM69 252V251H68ZM108 252V251H107ZM206 252V251H205ZM213 252V251H212ZM218 252V251H217ZM3 253V252H2ZM6 253V252H5ZM95 253V254H96ZM97 253V254H98ZM110 253H109V255H110ZM193 253V254H194ZM202 253V252H201ZM207 253V252H206ZM206 253H204L205 255H206ZM230 253V252H229ZM23 254V253H22ZM43 254V253H42ZM51 254V253H50ZM55 254V253H54ZM70 254H72V253H70ZM131 253H129V255H130ZM134 254V255H133ZM208 254H211V253H209L208 252ZM221 254V253H220ZM227 254V253H226ZM240 254V255H239ZM7 255V254H6ZM6 255H3V256H0V264H11V262H12V260H11V258H9L8 259V257L6 256ZM19 255V254H18ZM45 255V254H44ZM62 255V254H61ZM73 255H75V256H77L76 254H73ZM94 254H90V256H93ZM106 256H108V254H105ZM104 254H103V256H105ZM205 255H202V256H205ZM216 255V254H215ZM215 255H213V257L215 256ZM222 255V254H221ZM224 255V254H223ZM11 256V257H12ZM28 256H30L29 254H28ZM28 256H25V254H23V255H21V257H22V259L23 260H25V261H27V262H29V257ZM39 256V255H38ZM37 256V257H38ZM56 256V255H55ZM63 256V255H62ZM66 256V255H65ZM68 256V255H67ZM75 256L73 257V258H75ZM227 256V255H226ZM226 256H224V257H226ZM249 256H250V258H249ZM251 256L253 257V258H251ZM28 257V258H27ZM36 257V258H37ZM84 257V258H83ZM95 257H97L96 255H95ZM99 257V256H98ZM97 257V258H98ZM109 257V256H108ZM111 257H113V256H111ZM126 257H127V259H128V256L126 255ZM208 258V256L206 255L205 256V258ZM212 257V256H211ZM210 257V255H209V258H211ZM215 257H219V260L221 261H223L224 259H221L220 258V255L218 256V255H216ZM214 257V258H215ZM222 257V256H221ZM230 257V256H229ZM13 258V259H14ZM34 258V257H33ZM40 258H41V256H40ZM43 258V257H42ZM73 258H71L72 259V261H73ZM77 259H79L78 257H76ZM75 258V260H77ZM87 258V259H86ZM92 258H94V256L92 257ZM96 258V261L98 260V262H96L95 260H93V262L95 261V263L96 264H100L101 262L103 263V260H105V262H104V264H112L113 262H114V260L113 259H111V261H109L107 258H105V259H103L102 261H101V259L102 258H100V260L99 259H97ZM195 258H194V260H195ZM214 258H211V259H208V260H206L207 262V264H219L220 263V261L219 260H215ZM223 258V257H222ZM20 259V258H19ZM19 259H17V260H19ZM31 259V258H30ZM55 259V258H54ZM64 259H66V258H64ZM69 259V258H68ZM192 259V260H191ZM204 259V258H203ZM203 259H200V260H203ZM121 260V259H120ZM119 260V261H120ZM125 260V259H124ZM124 260H122L123 262H124ZM129 260V259H128ZM128 260H127V264L129 263L128 262ZM225 260H228V259H225ZM239 260V259H238ZM251 260V261H250ZM37 261V260H36ZM45 261V260H44ZM43 261V262H44ZM47 261V260H46ZM59 261V260H58ZM90 261H91V258H90ZM99 261H100V263H99ZM110 263H109V262ZM113 261V262H112ZM130 261V260H129ZM197 261V260H196ZM217 261H219L218 263H217ZM241 261H239V264H241L242 262ZM15 262H16V260H15ZM15 262H13V264H15ZM32 262V261H31ZM75 262H77V261H75ZM75 262H72L71 264H73V263H75ZM80 262V261H79ZM83 262V263H84ZM108 262V263H107ZM203 262H205V260L203 261ZM30 263V262H29ZM56 263V262H55ZM61 263V262H60ZM81 263V262H80ZM80 263H78V264H80ZM101 263V264H102ZM229 263V262H228ZM261 263V262H260ZM32 264H34V262L32 263ZM41 264V263H40ZM48 264H50V262L48 263ZM85 264V263H84ZM86 264H92V262H90V263H86ZM113 264H115V262L113 263ZM117 264H119V263H117ZM120 264H123V263H121L120 262ZM124 264H126V260H125V263ZM129 264H131V263H129ZM195 264V263H194ZM204 264V263H203ZM220 264H222V262L220 263ZM263 264V263H262Z\"/></svg>",
	"mask_w": 264,
	"mask_h": 264
}]
</instances>
